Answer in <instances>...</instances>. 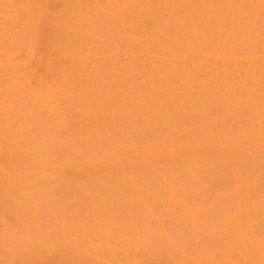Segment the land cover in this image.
<instances>
[{
	"label": "rangeland",
	"instance_id": "374dc122",
	"mask_svg": "<svg viewBox=\"0 0 264 264\" xmlns=\"http://www.w3.org/2000/svg\"><path fill=\"white\" fill-rule=\"evenodd\" d=\"M18 1V2H17ZM37 1V2H36ZM46 1V2H45ZM57 1H59V2H57ZM81 0H79L78 1V3H77V0H74V1H70V0H50L49 2H48V0H39V2H38V0H0V22L2 21L1 20V17L5 14V10L4 9H7L9 6H11L12 4L14 5V9L15 8H17V9H15V11L13 12V13H15V14H17L18 16L21 14V16H19V18H16V20H15V25L16 26H14L13 25V23H9L7 26H5L4 28H2V24H0V62H1V66H2V62H4V61H2V60H6V62L5 63H3V65H6L5 67H0V108H1V111L0 112H2V113H5V114H0V128L1 129H3V128H5L6 129V131L7 132H3V131H0V143L1 144H3V143H5L3 146L0 144V156H4L5 157V159L4 158H2V160L4 159V161L6 162V164H5V162H1L0 161V242L1 243H3L2 245H0V264H9V260H11V264H12V262L16 259V255H19L20 254V252H18L17 253V249L19 248V247H21L20 245L22 244V245H26L25 244V242H34L35 241V239L36 240H38V239H40L41 237H47L48 235H50L49 237H47V238H50V237H58V236H60V234L62 233H66L67 231H65V230H69L70 229V226H75V224H76V219H78V218H75L74 217V214L73 213H78L79 211H77V210H80V209H83V210H80V214L78 213V215L77 216H79V217H81V211L83 212L85 209H86V211H88V212H85V213H89L90 212V214H88L89 216H86L85 215V217H92V216H90L93 212L94 213H96V214H94L93 213V215H95L94 216V218L92 217V219H94V221H97V223L96 222H94L91 218H88V219H83L84 218V216H82L83 218H81L82 219V222L83 221H85V222H87V223H85L84 222V224H87V226L88 225H90L89 227H101V225L102 224H104L103 225V227L106 225V227H109V225L110 226H112L113 224H116V225H114V228H118V227H122V230H127L126 229V224H127V228H128V230H134L133 228H132V226H129V224H130V222H132V217L135 215L136 217H133V219H135L134 221L136 222H134L136 225H138L137 224V221H139V222H141V220L139 219V220H136V219H138L139 217L140 218H143V217H141V215H144V214H148V213H150L151 211L153 212H151L150 214H151V216H152V218L150 219V214H148L147 215V217H145V222L142 220V222L143 223H146V225L149 223V225H150V222L153 224L152 226H154V228L152 229V226L150 227L151 229H150V231H152V230H155V231H153V233H155V232H157V234L158 233H160V231L162 232V229H159V228H164L165 230H163V233L165 232V233H168V234H171L172 235V232L171 231H173V230H175L176 231V233H174L173 235H177L178 237H179V239H181V241H183V242H185V243H187V246L188 247H193V246H195V245H200V244H205V242H206V240L209 238L210 240L209 241H211V238L214 236H216V234L214 235V234H210L211 236V238L210 237H208L206 240L205 239H203L204 238V232L202 231V229H204V228H202V225L201 224H198L199 226H201L200 227V229L198 228L199 226H196L197 224L193 221V219L192 218H189V216L190 217H192V215H193V212H194V210L196 211L197 210V208H198V204L199 205H201V207H202V205L204 204V206H206L205 208L204 207H202L203 209V211H202V213H201V211H199V213L198 214H196L195 212V214L193 215V216H196V215H198L199 217H202L203 215H204V213H207V211L208 212H210V210L212 209V205H214L215 203H217L218 201L220 202L221 200H219L220 198V196L222 195L223 197H222V200L224 201V199H228V198H230L229 196L227 197V192L224 194H222L221 192H223V191H217L218 193H220V196H218L217 195V193H216V190H217V188H219V186H217V185H220V183L218 184V182H222L223 180H221L222 178L221 177H219L218 175H222L223 173H222V169H225V170H223V171H226V172H224V174H223V176L224 175H226V177H227V174H225V173H227L228 171H230V172H232L231 171V169L230 168H233V167H230L229 168V165H230V162L229 161H227V160H230V161H232L230 158H232L231 156H233V158L234 159H238L239 157H238V155H242L243 154V152L244 151H242L241 153H235L234 151H232L231 153L232 154H228L227 155V151H226V149L223 147V146H220L219 147V150H218V146H216V152L218 153H216L213 149L215 148V146L214 145H217V144H215L214 143V145L212 144V142H214V141H212V136H211V133H208L209 131H207V130H205V128H204V126H203V123H202V118H203V116H200L201 117V121L198 119V117L199 116H197V118H196V114H198V115H202V108H203V105H202V103L203 102H200L199 100H203V98L205 97L204 96V94H203V96H202V94H199V93H201V92H204L202 89V91H199L200 90V87L201 86H203V84L201 85V83H202V81H200V76H197V78L199 79V80H196L197 78H195L194 77V73H193V68L194 67H192L191 66V56H190V54H191V52L193 51L194 52V50H189V51H186V52H182L183 54H181V55H183V56H181V55H179V56H181V58L179 59L178 57H176V58H173L174 59V61L175 62H173L172 60H170L169 61V59L171 58L172 59V57L171 56H165V57H163L161 54H159V53H154V54H152V55H154V56H150V55H144V54H141V53H138L137 52V50H136V47H137V45L135 44V43H127L126 44V47H113L114 46V44L115 43H117V42H111L112 40H110V41H108L109 39L108 38H105V37H100L99 39L97 38V41H98V43H96V45L95 46H92L91 47V45H89V42H91V40H88V38L87 37H89L88 36V33H87V28H83V26L85 27L86 26V24H85V20H88V17L90 16V17H92L91 15H93V14H96L97 12L94 10V7H93V3L96 1V0H89V2L91 3L92 2V4H90L89 2H88V0H83V1H85V3L83 2L82 4H79V3H81L80 2ZM4 2V3H3ZM14 2L16 3H18L17 4V7H16V5L14 4ZM40 2H41V4H40ZM9 3H11L10 5H8ZM20 3V4H19ZM38 3V4H37ZM49 3V4H48ZM67 3L68 4H72V5H67ZM75 3H77V5H74ZM53 6H52V5ZM84 4V5H83ZM90 5V6H88V5ZM126 4H127V6H126ZM32 5H34L33 6V9H31V7H32ZM56 7H55V6ZM61 5V6H60ZM62 5H65V6H62ZM67 5V6H66ZM80 5V6H79ZM49 6V7H48ZM72 6H74V7H72ZM28 7H30L29 9H28ZM41 7V8H40ZM81 7V8H80ZM124 7H125V14H126V18H127V20H128V22H130V23H128V26H134V27H137L138 29H140V27H142V28H144V29H140V30H145V29H149L150 27H152V25H151V23L149 22V20L148 21H146V19L145 18H143V19H138V18H136V15L133 13V10H132V7H131V5L129 4V3H125L124 4ZM47 8H49V9H47ZM65 8H66V10H65ZM80 8V9H79ZM86 8V9H85ZM91 8H93L92 10H91ZM130 8V9H129ZM22 9V10H21ZM50 9H52V10H50ZM54 9V10H53ZM56 9V10H55ZM69 9V10H68ZM70 9H72V10H70ZM77 10V12H78V14H79V12H80V14L78 15L77 13H73V11L74 10ZM128 9V10H127ZM32 10V11H31ZM33 10H34V12H33ZM47 10H49V11H47ZM64 10L66 11V13L64 12ZM126 10H127V12L129 11V14H127L126 13ZM132 10V11H131ZM23 11L24 12H27V13H25V14H23L22 15V13H23ZM54 13H53V12ZM81 11H83V12H81ZM95 11V12H94ZM22 12V13H21ZM31 12V13H30ZM50 12H52V13H50ZM69 12V13H68ZM86 12H88V13H86ZM89 12H91V13H89ZM70 13H72V14H70ZM84 13V14H83ZM51 14H52V16H51ZM63 14H64V18L66 19V17L65 16H67V15H70V16H67L68 18L70 17V18H72L73 16H74V20H75V22H73V19H69L70 21H72V22H70L69 20H68V22L66 23L67 25V30H65L64 29V31H65V33L67 34H65L64 36H66L65 38H63L64 39V41L61 43V44H59V45H55V43L53 42V40H54V38L52 37V32H53V27H54V25H55V23L57 22V18H58V20H60L59 22H62V20H61V16H63ZM74 14V15H73ZM87 16H86V15ZM262 14V13H261ZM58 15V16H57ZM130 15V16H129ZM54 16V17H53ZM79 16V18H77ZM82 16V17H81ZM133 16H134V18H133ZM28 17V18H27ZM31 17H33V18H31ZM48 17H49V19H51V20H49V22H48ZM51 17V18H50ZM20 18H23L24 19V22H23V19H20ZM36 18V19H35ZM43 18V19H42ZM56 20H55V19ZM63 18V19H64ZM132 18V19H131ZM30 19H32L31 21H30ZM34 19H35V21H34ZM78 19H79V22H78ZM261 18H259V21L261 22V20H260ZM20 20V21H19ZM44 20H45V22H47V23H43L44 22ZM47 20V21H46ZM137 21V23H136V21ZM51 21V22H50ZM56 21V22H55ZM64 21V20H63ZM83 21V22H82ZM139 21H140V23H139ZM20 24H19V23ZM66 22V21H65ZM64 22V23H65ZM149 24H148V23ZM77 23V24H76ZM133 23V24H132ZM18 24V25H17ZM32 24V25H31ZM44 24V25H43ZM50 24V25H49ZM70 24V25H69ZM80 24V25H79ZM136 26H135V25ZM149 26H148V25ZM260 23H258V25H259ZM29 25V26H28ZM80 27H79V26ZM140 25V26H139ZM11 26V27H10ZM14 26V27H13ZM24 26V27H23ZM26 26H27V28H26ZM40 26V27H39ZM148 26V27H147ZM20 27V28H19ZM39 27V28H38ZM70 27V28H69ZM74 27H75V29H74ZM147 27V28H146ZM258 27L259 26H255V28H254V26L252 27L253 28V30L251 29V26H249V28L247 29L248 31V35L247 36H250L251 38H252V41H254V39L256 40L257 38H256V36H258ZM19 28V29H18ZM49 29V30H48ZM257 29V30H256ZM250 30V31H249ZM46 31V32H45ZM69 31H72V32H70L69 33ZM75 31V32H74ZM77 31V32H76ZM28 33V34H27ZM49 33H50V35H49ZM73 33V34H72ZM252 34V35H251ZM49 35V36H48ZM77 35V36H76ZM79 35H83V36H80V37H78ZM49 37V38H48ZM73 37H74V39H73ZM84 37V38H83ZM86 37V38H85ZM44 38H46V39H44ZM53 38V39H52ZM68 39H70V40H68ZM76 39H77V41H76ZM83 39H85L87 42H88V47H87V45H86V47L85 46H82L83 44L82 43H79V42H82L83 41ZM72 40H74V41H76V42H78V45H77V43L76 42H74V41H72ZM85 40L83 41V43L85 42ZM105 40L106 41H108V43L110 42L112 45V47H111V49H108V45L109 44H106V43H104L105 42ZM70 41V42H69ZM52 42L54 43V44H52ZM73 42V43H72ZM100 43H102V44H100ZM13 44H15V45H13ZM31 44V45H30ZM45 44H47L46 46H45ZM48 44H49V46H48ZM102 45L103 47H104V50H106L105 52H104V50H103V47H102V49H100V47L98 46V45ZM105 44V45H104ZM248 44V43H247ZM54 45V46H53ZM78 47H77V46ZM117 45V44H116ZM115 45V46H116ZM134 45H136V47L134 46ZM77 48V50H76V48ZM48 47H49V49L51 50L53 47V51L51 50H48ZM52 47V48H51ZM56 47V48H55ZM62 49H61V48ZM90 47V49H88ZM93 47H95L93 50L94 51H92V48ZM98 47V48H97ZM132 49H131V48ZM244 48H245V45L243 46ZM242 47V48H243ZM42 48V49H41ZM44 48H45V50H44ZM57 48H59V50L57 49ZM73 48H75V49H73ZM83 48V49H82ZM87 48V49H86ZM110 48V47H109ZM133 48H134V52L132 51L133 50ZM138 48V47H137ZM88 50V51H84L83 52V50ZM116 49V50H115ZM118 49H119V51H118ZM226 49L227 48H223L222 49V51H220V50H218V51H216V52H214V54H213V52H211L210 54V56H207L208 57V59L210 60H212V61H215V60H217L218 62H225V60L227 59V58H229V59H233L234 61H228L229 59H227V61L225 62V63H227V64H229V63H232V65L231 66H233L234 67V63H236L237 62V60H236V58L237 59H240V60H245L244 62H246V64L247 65H252V63H253V60H255L256 58H257V56H255L254 58H252V57H250V56H248V55H246L247 57H245V55H239V54H236V55H234L233 54V52H231L230 51V49H227V51H226ZM33 50V52H29V51H32ZM61 50V51H60ZM65 51V52H68V53H65V52H63V51ZM73 50V54L72 53H70V51H72ZM99 50V51H98ZM109 50V51H108ZM136 50V51H135ZM50 51V52H49ZM55 51H60L59 53L58 52H56V53H58V54H56V53H54ZM108 51V52H107ZM121 51V52H120ZM195 51H196V49H195ZM223 51H225V52H223ZM8 52V53H7ZM9 52H11L10 54H9ZM51 52H53L55 55H57V58L59 59L58 60V64H61V65H57V59L55 60L54 59V63L53 64H51V65H47L46 66V63H45V61H42V60H40L41 58L44 60V56L46 55V53H51ZM107 52V53H106ZM110 52V53H109ZM115 52V53H114ZM221 52V53H220ZM5 53V54H4ZM33 53V54H32ZM72 54V55H70V54ZM89 53H91L90 54V58L89 57H87L88 55H89ZM117 53V54H116ZM119 53V54H118ZM127 54L128 56H129V54H131V55H134V57L133 56H130V57H128L127 55H122V54ZM129 53V54H128ZM227 53H229V54H227ZM11 54H12V57H11ZM13 54H15L14 55V57L17 59H15V61H14V58H13ZM45 54V55H44ZM67 55L68 54V56L70 57V56H73V57H70V58H74L73 60H70V58H69V60L68 61H66V62H68V64L66 63V62H64L66 59H64V58H68V56H65V55ZM78 54V55H77ZM84 54V55H83ZM85 54H87V55H85ZM93 54L94 55H96V57L95 56H93ZM189 54V55H188ZM225 54V55H224ZM4 55V56H3ZM5 55L7 56V57H11L10 59L12 60V61H14V62H12L10 59H9V61L8 62H10V64H12L13 66H8V62H7V60H8V58L7 57H5ZM9 55V56H8ZM33 55V56H32ZM44 55V56H43ZM54 55V58H56V56ZM64 55V57L62 58V56ZM82 55V56H81ZM116 55H117V57H116ZM118 55H119V57H118ZM122 55V57H120ZM138 55V57L140 58V60H139V58H137L136 56ZM139 55H141V56H139ZM143 55V56H142ZM185 55V56H184ZM209 55V54H208ZM215 55V56H214ZM219 55V56H218ZM238 55V56H237ZM2 56V57H1ZM76 56H78L77 58H76ZM84 56V57H83ZM86 56V57H85ZM110 56V58H108L107 59V57H109ZM111 56H113V57H111ZM125 56V57H124ZM154 57L153 59H155V60H152L150 57ZM213 56V57H212ZM240 56H242V57H240ZM60 57V58H59ZM104 58V59H101V58ZM136 57V58H135ZM142 57V58H141ZM145 57V58H144ZM155 57H157V60H159L160 58H161V62H156L157 60H156V58ZM184 57V58H183ZM216 57V58H215ZM218 57H220V61L218 60L219 58ZM243 57H245V58H243ZM248 57H250V59L248 58ZM27 58V59H26ZM75 58L78 60V61H76L75 60ZM83 58H85V61H84V59ZM89 58V60H87V59ZM114 58H116L115 60H114ZM117 58H120V59H117ZM121 58L123 59V60H121ZM145 60H144V59ZM164 58V59H163ZM169 58V59H168ZM189 60V61H186L187 59ZM213 58V59H212ZM223 58V59H222ZM225 58V59H224ZM235 58V59H234ZM252 58V59H251ZM62 59V60H61ZM64 59V60H63ZM97 59H99V60H97ZM105 59H107V62H106V60ZM136 59H138V61L136 60ZM147 59H150V60H147ZM176 59V60H175ZM179 59V63L177 62V60ZM184 59V60H183ZM186 59V60H185ZM95 60V61H94ZM115 61V62H113V61ZM119 60V61H118ZM142 60L144 61V62H142ZM147 60V61H146ZM183 62H182V61ZM236 60V61H235ZM248 60H250V62L252 61V63H250ZM21 61H26V62H28V65H26L27 63L26 62H21ZM56 61V62H55ZM62 61V62H61ZM102 63H101V62ZM103 61H104V63H103ZM135 61H137L136 63H134ZM166 61H168V63L166 62ZM184 61H186L185 63H184ZM18 62H20V64L18 65V66H20V70L18 69L19 67L17 66V63ZM34 62V63H33ZM38 62V63H37ZM44 62V63H43ZM90 62H91V64H90ZM93 62V63H92ZM117 62V63H116ZM140 62V63H139ZM149 64H148V63ZM151 62V63H150ZM156 62V63H155ZM170 62V63H169ZM14 63V64H13ZM34 65H33V64ZM40 63H41V65H43L42 67L44 68L45 67V71L44 70H42V67H41V65H40ZM56 63V64H55ZM81 63H82V65H81ZM120 63V64H119ZM184 63V64H183ZM9 64V65H10ZM16 64V65H15ZM23 65V67H22V65ZM81 66H80V65ZM88 64V65H87ZM93 64V65H92ZM106 65V66H109L108 68L106 67V68H104L103 66H101V70H100V68H98V65ZM108 64V65H107ZM116 64V65H115ZM122 64V65H121ZM123 64H125V65H123ZM132 64V65H131ZM134 64L137 66H135V70H134V68H133V66H134ZM139 64V65H138ZM141 64V65H140ZM146 64V65H145ZM169 64V65H168ZM182 64V65H181ZM24 65H26V66H24ZM55 65H57L56 67H55ZM74 65V66H73ZM78 65V66H77ZM87 65V66H86ZM90 65V66H89ZM95 65H97V66H95ZM100 65H99V67H100ZM147 65H149V66H147ZM171 65V66H170ZM250 65V66H251ZM54 66V67H53ZM64 67V69L62 68V67ZM91 67L90 68V70H86L87 69V67ZM114 66H115V68L116 69H114ZM117 66H118V68H117ZM140 66V67H139ZM145 66V67H144ZM152 66V67H151ZM176 66H179V67H176ZM182 66V67H181ZM187 67V69H186V67ZM6 67H10L12 70L14 69L15 71V75H16V73H17V75L15 76V77H13L12 75H14L13 74V72L12 73H6V71L5 72H3L2 70H7V68ZM25 67H26V69H25ZM59 67H61V68H59ZM75 67H77V68H75ZM83 69H82V68ZM89 67H88V69H89ZM99 69H97V68ZM102 67H103V69H102ZM112 67V68H111ZM126 67V68H125ZM131 67V68H130ZM141 67H143V68H141ZM150 69H153V70H151L150 72H149V68ZM173 69V70H175L174 68H176V70L175 71H177L180 67L182 68V69H179V72L177 71V72H173V73H175V74H173L172 72V75L170 76V74L171 73H168V72H170L171 71V68ZM16 68H17V70H16ZM50 68H53V69H50ZM79 68V69H78ZM95 70H94V69ZM124 70H123V69ZM133 68V69H132ZM140 68L141 69H143V71H141L140 70ZM156 69V71H155V69ZM169 68V69H168ZM190 68V69H189ZM191 68H192V70H191ZM58 69V70H57ZM76 69V70H75ZM118 69V70H117ZM127 69V70H126ZM163 69L167 72H164L163 71ZM184 69V70H183ZM57 70V71H56ZM63 70V71H62ZM78 70L79 71H82V74H79V73H81V72H78ZM108 70V71H107ZM187 70H188V72H187ZM10 71V70H9ZM44 71V72H43ZM77 71V72H76ZM87 71H91V72H87ZM113 71H115V72H113ZM141 71V72H140ZM153 71H154V73L156 72L157 73V75L155 76V74L153 73ZM162 71V72H161ZM191 71V72H190ZM84 72V73H83ZM94 74H93V73ZM104 72L106 73H108V75L106 74V75H104ZM113 72V73H112ZM130 72V73H129ZM134 72H135V74H134ZM162 74H161V73ZM53 73L55 74V75H53ZM59 73V74H58ZM67 73V74H66ZM76 73V74H75ZM89 73V74H88ZM91 73V74H90ZM99 73V74H98ZM137 73H139V74H137ZM143 73V74H142ZM144 73H146L148 76H150L149 74L151 73V75H153L154 74V81H153V76L151 77H148L147 78V76H144ZM178 73H182L181 74V76L183 77V75L185 76V77H183L184 78V81L186 80V82H188V80H189V82H190V80L192 81V86H190L191 85V82L189 83V85H188V83H186V82H183L182 80H181V76L178 74ZM184 73V74H183ZM188 75H187V74ZM191 73H192V75H191ZM5 74L8 76H5ZM12 74V75H11ZM22 74H24V75H26V77L24 76H22ZM61 74H63L62 76H61ZM85 74H87L86 76H85ZM110 74V75H109ZM121 74L123 75V77L121 76ZM145 74V75H146ZM160 74V75H159ZM167 76H165V75ZM169 75V77H168V75ZM177 74L179 75V77L177 76ZM59 77H58V76ZM68 75V76H67ZM84 75V76H83ZM91 75V76H90ZM93 75H95V76H93ZM125 75V76H124ZM135 75H138L139 76V78H140V75H142V76H144L145 78H144V81H143V79L141 80H139V79H137V77L135 76ZM159 75V76H158ZM3 78H2V77ZM9 76H11V77H9ZM57 76V77H56ZM67 76V77H66ZM89 76V77H88ZM106 76H110V78L109 77H106ZM126 76L128 77V78H126ZM130 76V77H129ZM141 76V78H143ZM164 76H165V78L167 79V78H171V77H174L175 78V80L173 79V78H171V81H170V83L168 84L172 89L170 90V88H169V86L168 87H166V85L167 84H165L166 82H168L169 80H165L164 79ZM176 76V77H175ZM187 76H190V78L188 77V78H186ZM37 77H39V79H37ZM92 77V78H91ZM94 77H95V79H94ZM116 77V78H115ZM131 77H133V78H131ZM158 78L157 79V81H156V79L155 78ZM159 77H161V78H159ZM192 77H194L193 79H192ZM10 78V80H8ZM14 78V79H13ZM17 78V79H16ZM54 78V79H53ZM56 78H58V79H56ZM68 78V79H67ZM113 79V80H111V81H109L110 79ZM130 78V79H129ZM146 78H147V80L149 79V82H147L146 81ZM150 78H151V80H152V82L150 81ZM165 80H163V79ZM178 78H180V81H182V82H180L179 80V82L180 83H178V81H177V79ZM5 81H4V80ZM22 79V80H21ZM24 79V80H23ZM39 81L40 80V82H38L37 80ZM41 79L44 81V82H47L50 86H51V84H52V86L50 87L49 85V88L48 87H46V86H44V89H47V90H50L51 89V91H52V93L56 96L54 99H56L57 98V96H59L58 94H60L61 96L62 95H64V96H60V98L58 99L60 102H61V104H58L59 102H57V100H56V103H54L55 105H58L57 107H59V106H61V108L59 109V111H62L61 109H63V107L64 108H66V109H63V111L65 110V112H63V113H67V111H68V113L67 114H63L62 112H57V107H55V108H53V109H51V111H53L54 112V114H53V112H51V111H49L50 110V108H47L48 107V105H47V107H45L44 105H42V98L40 97L39 98V93L40 92H42V91H44V89L42 88V89H40V86L38 85V84H40L41 83ZM53 79V80H52ZM67 79V81H65ZM76 79H78V80H76ZM91 81H90V80ZM99 79H101L102 81H104V83L101 81V84L104 86V84L106 83L107 84V86H106V84H105V86L108 88V90H107V92H106V88H105V86L103 87V89H102V87H101V85L100 84H98L99 82ZM106 79H107V81H106ZM123 79V80H122ZM172 79H173V83H172ZM13 80V81H12ZM16 80H19V84L16 82ZM22 81V83L24 84H22V85H20V82ZM52 80V82H49V81H51ZM56 80V81H55ZM57 80H59L58 82H57ZM86 80H89V81H86ZM96 80H98V81H96ZM122 81L123 82V84L121 83V82H117V81ZM126 80H128L129 82L131 81V83L129 84V82L127 81V84H125V82H126ZM161 80H163V81H161ZM194 80V81H193ZM24 81V82H23ZM36 81V82H35ZM94 81H96L97 83H95ZM116 81V82H115ZM136 81V82H135ZM156 81V82H155ZM158 81H161V82H159L158 83V85H157V82ZM198 81H200L199 83H198ZM13 82H15V83H17V84H15V83H13ZM44 82H42L41 84H43ZM68 82V83H67ZM76 82V83H75ZM90 82V83H89ZM114 82H115V84H114ZM140 82V83H139ZM143 82V83H142ZM174 82H177V85L174 83ZM27 83V84H26ZM46 83V84H47ZM55 83V84H54ZM57 83H60V84H57ZM67 83V84H66ZM69 83H75V85H73V84H69ZM80 83V85H78V84ZM95 83V84H94ZM111 83V84H110ZM114 85H113V84ZM135 83H138L137 84V86H136V84ZM146 83V84H145ZM163 83V85H161V87L162 86H164L165 85V87L166 88H169V89H167L168 91H166V89L165 88H163V90H165V91H163L162 90V88H160V86H159V84H162ZM182 83V85H184V87H180L179 88V85ZM40 84V85H41ZM45 84V83H44ZM43 84V85H44ZM45 84V85H46ZM61 84H63V86H61ZM77 84V85H76ZM81 84H82V86H81ZM117 84V85H116ZM121 84V85H120ZM133 84V86H130V85H132ZM142 84H144L145 86L146 85H148L147 87H148V90H150V92H151V89H152V93L153 94H155L156 93V91H157V94H163V96L162 97H160V96H154L152 93H148V90L146 89V87L144 86V85H142ZM171 84V85H170ZM179 84V85H178ZM188 86H190V87H192L190 90H189V87L187 88V85ZM198 84H200V85H198ZM73 85V86H72ZM100 85V86H99ZM172 85H175V86H172ZM234 85H235V83H234ZM234 85H233V87H234ZM238 85L239 84H236L235 85V87H234V91H235V88H236V86L238 87ZM42 86V85H41ZM54 86H56V89H55V87ZM60 86V87H59ZM76 86V87H75ZM77 86H78V88H77ZM81 86V87H80ZM84 86V87H83ZM91 88H90V87ZM136 86V87H135ZM143 88H145V89H143ZM152 86V87H151ZM179 89H181V90H183V92H184V90H185V92L184 93H182L181 94V92L180 91H176L178 88ZM52 87H54V88H52ZM99 87V88H98ZM119 87V88H118ZM124 87V88H123ZM128 87V88H127ZM130 87V88H129ZM131 87H133V88H131ZM139 89H138V88ZM141 87V88H140ZM174 87V88H173ZM176 87V88H175ZM196 87V88H195ZM240 87V86H239ZM238 87V88H239ZM57 88H61L59 91H58V89ZM72 88H74L73 90H72ZM75 88H76V92L74 91L75 90ZM85 88H86V91H85ZM95 88V89H94ZM97 88H98V90H97ZM111 88H114V89H111ZM120 88H122L121 90H119ZM137 88V89H136ZM154 88V89H153ZM199 88V89H198ZM201 88H203V87H201ZM221 88V87H220ZM220 88H217L216 90H215V92H216V94H219V93H217V91L220 89ZM262 88V87H261ZM261 88H259V90H258V92H257V96H256V102H254L255 101V99L254 100H252V99H249V98H247V97H244V96H242V95H239L240 97H237L235 94H237L239 91L238 90H240V88L239 89H237V91H235V92H237V93H235V94H233V96H232V98H231V100H229L228 99V97L227 96H225L224 95V93H223V95L225 96V97H223L222 96V94H219L218 96H216V98L214 97V95H212L214 92H211V91H209L208 92V96L206 95V97L205 98H207L206 99V102H207V100L209 101V103L211 102V107L213 106L212 104H214V106H213V108L212 109H214L213 111H222V113L224 114V116H225V118L227 119H225L224 118V116H223V114L222 113H220L222 116H223V127H225V134H226V136H227V138H229V140H234L236 137H237V134H239V132L240 133H242V130L243 131H245V130H247L246 128V124H247V120H252V124L250 123V122H248V125H250V126H248V129L250 128V127H252V126H254V125H256V122L254 123L253 121H256L255 119L257 118V125L259 124L260 125V123L261 124H263V121H264V108H262V107H264V97L261 99V101H260V97L258 96L259 95V91L261 90ZM81 89H83V90H81ZM88 89V90H87ZM90 89V90H89ZM105 89V90H104ZM115 89H116V91H118V92H116L115 91ZM118 89V90H117ZM126 89V90H125ZM127 89H132V91L131 90H127ZM156 89H158L159 91H161V93L158 91V90H156ZM161 89V90H160ZM197 89H198V91H197ZM225 89V88H224ZM38 90H40L39 91V93H37L38 92ZM55 90V91H54ZM57 90V91H56ZM70 90H72V91H70ZM80 90V91H79ZM105 92H104V91ZM139 90V91H138ZM141 90H144L143 91V93H142V91ZM172 90H175L176 91V93H174L175 91H172ZM191 91L192 90V95L191 96H194V102L192 101H190V98L191 97H188L187 95L188 94H191V92H189V91ZM195 92H198V94L197 93H195ZM63 92V94L62 93H59V92ZM69 91V92H68ZM79 93H78V92ZM91 91V92H90ZM101 91V92H100ZM102 91L104 92V93H102ZM120 91H124V92H121V93H119ZM128 91V92H127ZM129 91H131V92H129ZM141 91V92H140ZM172 91V92H171ZM221 91V90H220ZM262 92H264V89L262 88V90H261ZM35 92L37 93L36 95H38V97L36 98L35 96ZM83 92V93H82ZM114 92H116V93H114ZM136 92V93H135ZM137 92H140V93H137ZM146 92H147V94H146ZM155 92V93H154ZM159 92V93H158ZM163 92H167V93H169V95H170V97L172 98V96L174 97V95H171V93H173V94H176L175 95V97L174 98H179V99H177L180 103V106H182V111H180L178 114H180V115H178L174 110V112H173V115H175V119L170 115V113H168V116L167 115H164V113L166 114V112H165V110H168V108L166 109H164V113H163V109H161L162 111H159V106L160 105H162V103L163 102H165L163 99L164 98H168L169 96H168V94H166V97H164V94L165 93H163ZM222 92H223V90H222ZM34 93V94H33ZM65 93V94H64ZM97 93V94H96ZM105 93H107V94H105ZM129 93V94H128ZM134 93H135V95H134ZM179 93V94H178ZM57 94V95H56ZM67 94V95H66ZM84 94H86L87 95V97H86V95L83 97H81L80 95H84ZM93 94V95H92ZM109 94V95H108ZM113 94V95H112ZM123 95L124 97H125V95H126V99L128 100V99H130L131 100V102L129 103V105L131 104V105H134L135 104V106H136V101L137 100H134V99H136V97L135 96H137V99L138 98H140V96H141V100H139L138 102H137V107H139L140 108V104L139 103H141L142 105H141V108L138 110H136V108L135 109H133L134 107L132 106H130V108H129V106H128V102L126 103L127 105H125L128 109H126V108H123L122 106L120 107V105H121V103L122 102H118L117 101V97L118 98H120V99H122V100H124L125 98L123 97V96H119V95ZM125 94V95H124ZM130 94H133V96L131 95L130 96ZM138 94V95H137ZM157 94H155V95H157ZM161 94V95H162ZM196 94V95H195ZM215 94V93H214ZM261 94L262 93H260V96H261ZM27 95V96H26ZM29 95H31V96H29ZM73 95H75L74 97H73ZM79 95V96H78ZM102 95H104V96H102ZM108 95V96H107ZM140 95V96H139ZM145 95V96H144ZM151 95V96H150ZM198 95H200L202 98L200 99V96L199 97H197ZM210 95H212V98H211V96ZM24 96V97H23ZM77 96L79 97V98H77ZM107 96V97H106ZM153 96H154V98H153ZM209 96H210V98H209ZM262 96H264V93L262 94ZM27 99H26V98ZM67 97H68V100H67ZM74 98L73 100L72 99H70V98ZM104 97V98H103ZM133 97V98H132ZM148 97V98H147ZM152 97V99L154 100H152V99H150V98ZM161 99V103H160V105L158 106V104H159V102H160V99ZM164 97V98H163ZM169 97V98H170ZM183 97H184V99H183ZM219 97V98H218ZM221 97V98H220ZM257 97H258V100H257ZM62 98H63V100H65V101H63L62 100ZM65 98V99H64ZM91 98V99H90ZM92 98H93V100H92ZM143 98H147L145 101H144V99ZM186 98H188L189 100H188V102H191V103H188L187 102V100H186ZM196 98H199V100H197ZM209 98V99H208ZM226 98V99H225ZM37 100V101H35V100ZM79 99H80V102L81 103H79ZM83 99L85 100V103H83L82 101H83ZM89 99V100H88ZM108 99V100H107ZM110 99H112V100H110ZM125 99V100H126ZM132 99L135 101V103H134V101L132 102ZM150 99V100H149ZM159 100V101H157V100ZM165 99V100H166ZM192 100H193V97L191 98ZM40 100V101H39ZM70 100H72V101H74V102H70ZM104 100V101H103ZM124 100V101H125ZM143 100V101H142ZM149 100V101H148ZM168 100V99H167ZM170 100H172V99H170ZM169 100V102H167L168 103V105H166V107H171L172 109H173V106H171V105H169V103H171V101ZM185 102H184V101ZM220 100H221V103H222V105L221 104H219V107H220V105H221V107L222 108H224V110L220 107V110H219V107H218V103H220ZM225 100V101H224ZM233 100H234V102H233ZM5 103H4V102ZM29 101H31V102H29ZM90 101V102H89ZM92 101V102H91ZM109 101V102H108ZM129 101V100H128ZM146 101H148V103L150 104V101H153L152 103H155V104H152L151 103V105H152V108H153V113L151 112L152 110V108L150 107L151 105H147L145 102ZM158 102V104H157V102ZM183 101V102H182ZM201 103V105H200V103ZM224 101V102H223ZM231 101V102H230ZM238 101L239 102H241L240 104L238 103ZM40 102H41V104H40ZM104 102V103H103ZM144 102V103H143ZM188 103V104H184V103ZM217 103V105L215 106V103ZM233 102V103H232ZM249 102V103H248ZM65 103V104H64ZM69 103H72V104H69ZM76 103H79V105L78 104H76ZM87 103V104H86ZM98 103H99V105H102V106H99V107H97L98 106ZM102 103V104H101ZM108 103H110L109 104V106H110V108H109V106L107 105ZM113 103V104H112ZM134 103V104H133ZM166 103V104H167ZM181 103H183L182 105H181ZM193 103V104H192ZM208 103V104H209ZM244 103H245V105H244ZM253 103H254V105H253ZM260 103V104H259ZM3 104H4V107L6 108H4L3 107ZM33 104H35V105H33ZM40 104V105H39ZM46 104V103H45ZM63 104V105H62ZM81 104V105H80ZM116 104V105H115ZM119 104V105H118ZM144 104V105H143ZM230 106H229V105ZM259 104V105H258ZM263 104V105H262ZM42 105V106H41ZM73 105V107H74V109L77 107L78 109H75L74 110V112H72L73 111V108H70L69 106H72ZM75 105H78V106H75ZM91 105V106H90ZM106 105V106H105ZM113 105H115V106H113ZM147 105V106H146ZM154 105V106H153ZM164 105V104H163ZM186 105H189V108L187 109V106ZM194 105V106H193ZM235 105H236V107L238 108V110L236 109V108H234L235 107ZM239 105V106H238ZM243 105V106H242ZM252 105V106H251ZM258 105V106H257ZM33 106V107H32ZM66 106V107H65ZM68 106V107H67ZM83 106V107H82ZM108 106V107H107ZM113 106V107H112ZM144 106V107H143ZM146 106V107H145ZM251 106V107H250ZM254 106V107H253ZM3 107V108H2ZM26 107V108H25ZM103 107V108H102ZM105 107V108H104ZM111 107H112V109H111ZM115 107V108H114ZM150 108V110L151 111H148L149 110V108ZM160 107H162V106H160ZM164 107V106H163ZM192 107H194L192 110H194V109H196V111L194 112H192V110H190ZM215 107V108H214ZM217 107V108H216ZM234 108V110H233V108ZM241 107V108H240ZM243 107V108H242ZM257 107H259V108H257ZM262 109H261V108ZM7 108H8V110H7ZM37 108V109H36ZM45 108V109H44ZM99 108V110H97ZM102 108V109H101ZM107 108H108V111H107ZM119 108H122V109H119ZM144 108H148V109H144ZM198 108V109H197ZM229 108V109H228ZM254 108V109H253ZM2 109H5V110H2ZM46 111V109H47V111L46 112H44V110ZM56 109V110H55ZM68 109V110H67ZM101 109V110H100ZM117 109V111H115ZM120 111H119V110ZM123 109H124V111H123ZM126 109V110H125ZM133 109V110H132ZM147 110L149 113H143V111L144 110ZM216 109V110H215ZM235 109H236V111H235ZM258 109H261V110H258ZM7 110V111H6ZM9 110H10V112H11V114H7V112L9 113ZM67 110V111H66ZM85 110L87 111V114H90L89 116V118H88V116H87V114H84L85 113ZM110 110V111H109ZM135 110V111H134ZM143 110V111H142ZM154 110L155 111H158V112H160V113H162L161 114V118H162V116H165V118L163 117L162 119H164V122H163V120H161L159 117H158V119H157V117L155 116L154 117ZM198 110H200L199 112H198ZM6 111V112H5ZM48 111H49V113H48ZM77 111V112H76ZM102 111V112H101ZM107 113H106V112ZM111 111H114V112H116V113H114V112H111ZM137 111H138V113L140 112L141 114H137V115H132V114H136L137 113ZM172 111V110H171ZM170 111V112H171ZM178 111V110H177ZM185 111L186 112H188V113H185ZM220 111V112H221ZM235 111V112H234ZM252 111V112H251ZM259 111V112H258ZM24 112H25V114H24ZM33 112H34V114H33ZM69 112H72V114H70ZM80 112H82L81 113V115L80 114H77L78 116H84V118H85V115H86V118H87V120L86 119H82V120H84V121H79V119L78 118H82V117H78L77 118V115H76V117H74V115L73 114H75V113H80ZM91 112V113H90ZM96 112V113H95ZM110 112V113H109ZM130 112V115L131 116H129L128 117V113ZM132 112H134V113H132ZM168 112V111H167ZM192 112V113H191ZM256 113L255 114V116H257V117H253V118H251L252 117V114H253V116H254V113ZM263 112V113H262ZM20 113H21V115H20ZM31 113V114H30ZM58 113V114H57ZM232 113V114H231ZM241 113V114H240ZM243 113V114H242ZM248 113H252L251 115L250 114H248ZM7 114V115H6ZM16 114V115H15ZM30 114V116H28ZM66 115L64 118H65V120L64 119H62L63 120V127H62V125H59L58 124V119L59 118H63V116L62 117H60V116H58V115ZM109 114V115H108ZM111 114H113V115H111ZM119 114V115H118ZM142 114L144 115V117H146L147 116V118H141L140 116H142ZM147 114H149V116L147 115ZM158 114V116L160 115L159 113H157ZM156 114V115H157ZM182 114H184V116L185 115H187V116H185V117H183V119H178V117L179 118H181V115ZM229 114H231V115H229ZM259 114H261L260 116H258ZM55 117H54V116ZM105 117H104V116ZM123 115V116H122ZM138 115H140V116H138ZM146 115V116H145ZM175 120V121H177V119L178 120H180V123L182 122V124H183V126H182V124H181V128H179L178 126L180 125V124H178L179 122H176L175 123V121L171 118V121H169L170 120V116ZM176 115H178L177 117H176ZM192 116L193 115V118L194 119H192V121H194L195 119V121L194 122H196V121H198L199 123H196V124H194V123H192L191 122V120L189 121V122H186L185 123V121H187L188 119H191V117L190 116ZM242 115V116H241ZM249 115V116H248ZM18 118H17V117ZM51 116H52V118H51ZM58 118H57V117ZM101 116H103L102 118H103V120L100 118ZM109 116H111V117H113L112 118V121L114 122H112L111 121V119H110V117ZM137 116L138 118H136L135 119V117ZM166 116L168 117V118H166ZM227 116H229V117H227ZM232 116H233V118H232ZM236 116V117H235ZM243 116H245V117H247V118H244ZM10 117V118H9ZM31 117L33 118V119H31ZM122 118V119H120V120H118L119 118ZM128 117V118H127ZM132 117V118H131ZM150 117V118H149ZM230 117L232 118V120L230 119ZM238 117H240L239 119H237ZM242 117V118H241ZM57 118V119H56ZM67 118V119H66ZM149 118V119H148ZM235 118H236V120H235ZM20 119V120H19ZM115 119H116V121H115ZM124 119H125V122H124ZM130 119V120H129ZM131 119H132V121H131ZM142 119V120H141ZM148 119V120H147ZM159 119L163 122H159ZM167 119V121H165ZM169 119V120H168ZM234 119V120H233ZM32 120H35V121H32ZM49 120H54L53 122H50ZM58 120V121H57ZM77 120H78V125H77ZM109 121V124H111V125H109L108 124V121ZM135 120H136V122H135ZM143 120H144V122L145 121H147L146 123H147V125H148V127L144 124V123H142L143 122ZM227 121V126H229V124H231V122H232V126L230 127H228L227 128V126L225 125V123H226V121ZM231 120V121H230ZM241 123V125H240V128L242 127V129H239V126H238V121ZM241 120H243V122L241 121ZM244 120H246L247 122H246V124H245V122H244ZM259 120V121H258ZM48 121V122H47ZM101 121V122H100ZM105 121V123H107V124H104L103 122ZM119 121V122H118ZM121 121V122H120ZM129 121V122H128ZM150 121H151V123H150ZM153 121L156 123H153ZM169 121V122H168ZM174 121V122H173ZM228 121H229V123H228ZM237 121V122H236ZM68 122V123H67ZM81 122V123H80ZM84 122V123H83ZM111 122V123H110ZM115 122H116V124H115ZM135 122V123H134ZM139 124H138V123ZM159 122V123H158ZM170 122L171 123H174L175 124V126L176 127H174V125L173 124H171V125H173V126H171L170 125ZM32 123H33V126H31L32 125ZM55 123H57V124H55ZM64 123L66 124L65 126H64ZM85 123H87V125H82V124H85ZM89 123L91 124L90 125V127L92 128V125H96V126H94V127H97V128H94V129H96V130H94V129H92L93 131H95V133L97 134V135H95V133L93 134L92 132V130H91V128L89 127ZM114 125H113V124ZM118 123H119V125L120 126H122L123 127V129H122V127H116L117 125H118ZM133 123V124H132ZM160 123L161 124H164V123H166V124H168L169 123V125H168V127L170 128H167L166 126V129H168V130H170V132H172V133H167L168 135L167 136H169L170 134L172 135L173 133H174V135H172V136H170V137H166V135H165V137L163 136H161V134L159 133V131H163V130H166L165 129V127H164V129L162 128L163 127V125H160ZM190 124V125H193V126H188V125H186V124ZM239 123V124H240ZM245 124L244 125V127H243V124ZM250 123V124H249ZM3 124V125H2ZM62 124V123H61ZM81 124V125H80ZM102 124H103V126L105 125V129H106V131H104L103 130V127L102 128H100V125L102 126ZM127 125V124H130L134 129H132L129 125H127V126H125V125ZM134 124H138V125H140L141 126V128L140 127H137L136 126V128H137V130H135V126H134ZM143 124H144V126H143ZM154 124V125H153ZM198 124V125H197ZM234 124V125H233ZM76 125V127H78V128H76V129H74V126ZM124 125V126H123ZM161 126V128L163 129H159V131H158V127L157 126ZM184 125H186V127L187 128H184V131L183 130H181L183 127H184ZM197 125V126H196ZM199 125H201V128H199L198 126ZM3 126V127H2ZM49 126V127H48ZM54 127V132H52L51 131V128L53 129V127ZM85 126V127H84ZM88 126V127H87ZM112 126V127H111ZM114 126H115V128H114ZM129 126V127H128ZM146 126V127H145ZM152 126H153V128L155 129L156 128V130H157V132L159 133H157L156 132V130H154L153 128H152ZM26 127H27V129H26ZM48 127V128H47ZM60 128V129H63V130H61V131H56L57 129L56 128ZM80 127V128H79ZM143 127H145V128H143ZM155 131H153V130H151V128ZM174 129H176V128H179V129H176V130H174ZM234 127H237L236 129H233ZM73 128V129H72ZM83 128H85L84 129V131L86 130L87 132H88V129H90L91 130V133L93 134H91V133H87L86 131L83 133V132H81V130H83ZM111 128H114V131L112 132V130H111ZM120 129V132L118 133V131L117 130H119ZM126 128H128V129H130V130H128V129H126ZM144 129V131H142V132H140L141 130H143ZM146 128H149L150 129V131L148 130V129H146ZM189 128V129H188ZM196 128H198L197 129V131H199L200 130V133L201 134H198V132H196V130H194V129H196ZM217 128H221V127H217ZM230 128L231 129H233L232 131L230 130ZM10 129V130H9ZM42 129H43V132L45 131V133L43 134V132H42ZM44 129H46V130H44ZM48 129H50V130H48ZM60 129H58V130H60ZM101 129V130H100ZM124 129L126 130V132H124ZM141 129V130H140ZM185 129H188V130H185ZM203 129L207 132H205V134H204V131H203ZM238 129V130H237ZM14 132V133H9V132H12V131ZM38 130H39V132H38ZM69 130H72L73 131V133H72V131H69ZM97 130H100V131H97ZM145 130H146V134L147 135H145ZM148 130V131H147ZM181 130V131H180ZM214 130H216V132L215 131H213V132H215V137L217 136L216 134L218 133V131L219 130H217L216 128L214 129ZM228 130V131H227ZM234 130H237L238 132H236V131H234ZM241 130V131H240ZM9 131V132H8ZM36 131V132H35ZM49 131H51V132H49ZM77 131V132H76ZM79 131V132H78ZM112 133H111V132ZM133 131V132H132ZM134 131H135V134L137 135V136H139V137H141V136H145V139H147V138H149V136H151L153 133H155V134H153V136H151L150 137V140H151V138H152V143L150 144L149 143V141H147V140H145L144 139V137H143V139L142 138H140V139H136V138H134L133 137V135H134ZM137 131H139L138 132V134L136 133ZM152 131H153V133H152ZM179 133H178V132ZM230 131V132H229ZM1 132L3 133V135L1 134ZM35 132V133H34ZM47 132V133H46ZM57 132H59L58 134H57ZM83 133V135H81V133ZM104 134H103V133ZM110 133V134H108V133ZM114 132L116 133V135L114 134ZM122 132V133H121ZM128 132H131V133H133V134H128ZM164 132V134H166L165 133V131H163ZM169 132V131H168ZM175 132L177 133L176 135H175ZM185 133V135H186V137H188V138H186L185 136H183V133ZM189 132H190V135L189 136H187V134H189ZM194 132H196L195 134H194ZM212 132V133H213ZM233 134H232V133ZM235 132V133H234ZM16 133H17V135H16ZM20 133V134H19ZM38 133V134H37ZM53 133H55L57 136H59V138H60V136H63V138H64V136L66 137V139L65 140H67L68 142L70 141V143H74L75 144V146L77 145L76 143V139L75 140H72V138H74V137H72V136H74V135H77V137L78 136H86V135H88L87 137H90V138H92L94 135V137L96 138H92L91 140L93 141V139H95L93 142H97V141H99V140H101L104 136L106 137V136H108V139L109 140H107L105 137H104V139H102L101 141H99V142H97V144L100 146V144H101V146H102V150L100 149V147L97 145V144H95V143H93L92 141V143L90 144L89 143V146L88 145H86V146H84V149H88L87 151H89L88 153H90V155L93 153H95V155L97 156V155H99V153H101L100 155H99V157L97 156L96 158H95V155H93L92 154V156H94V160L96 161V162H98L97 163V165L96 166H92L91 168H89V166H85V164L83 163L84 162V160H82L83 159V157H82V155H79V154H77V153H74V155H73V153H72V158H70V154H68L69 152H67V150H68V148L69 147H72L74 144L72 143V144H69L67 141H65L64 143H63V145L65 144V143H67V144H65V145H67V146H61V144L59 145V143H58V141L60 140L55 134H54V136L55 137H57V140L58 141H56L55 139V137L53 136L52 137V135H53ZM65 133H67V134H65ZM70 133H72V134H74V135H72V136H69L70 135ZM80 133V134H79ZM102 133V134H101ZM107 133V134H106ZM123 134V135H121V134ZM152 133V134H151ZM187 133V134H186ZM230 134V137L228 136L229 134ZM13 134V135H12ZM24 134H25V136H24ZM28 136H27V135ZM42 134V136H40ZM45 134H46V136H45ZM48 134L52 137V139L55 141V142H57V143H55V144H57V145H59L60 147H56V145L54 144V146H55V148L53 147V146H45L46 145V143L45 142H43V141H48V143H47V145H50L52 142H53V140H52V142L50 141V139L51 138H48ZM85 134V135H84ZM101 134V135H100ZM156 134H158V137L159 138H165V139H161L162 141H160V140H158V137H157V135ZM210 134V135H209ZM228 134V135H227ZM235 134V135H234ZM110 135H112V136H110ZM125 135V136H124ZM127 135V136H126ZM136 135H134L135 137H137ZM161 137H160V136ZM179 136L180 135V137L178 138V137H176V136ZM193 135V136H192ZM196 135H198V136H196ZM200 135H202L203 136V139H200V137H202V136H200ZM209 135V136H208ZM22 136V137H21ZM35 136H37L39 139H38V141L39 142H41L40 144H38V141H37V137L36 138H34ZM109 136H110V138H109ZM148 136V137H147ZM183 136V138L182 139H187V143L189 144H191V142H193L192 144L193 145H190V147L191 148H188V150H187V148H185L186 150H184V146L187 144L186 143V141H184V140H181L180 138ZM197 138V140L195 139V137ZM206 136V137H205ZM236 136V137H235ZM18 137V138H17ZM26 137H28L29 139L30 138H32V139H30L31 140V142L29 143L28 142V140H27V138ZM44 137H46L45 139H43ZM70 137H72V138H70ZM76 137V136H75ZM76 137V138H77ZM138 137V138H139ZM147 137V138H146ZM155 137H157V140H155L156 138ZM193 138L194 137V139L192 140L191 138ZM208 137H211L210 138V140H211V142L208 140ZM233 137V138H232ZM20 138H22V139H20ZM23 138H24V142L26 141L27 142V144L26 143H22L21 144V142L23 141ZM36 139V143L35 142H33V140L34 139ZM42 138V139H41ZM114 139V141H113V139ZM119 138H120V141H119ZM121 138H123V139H121ZM131 140H130V139ZM170 138V140L172 139V141L174 142V140H175V144L177 145V143H178V145H179V142H183V143H185L184 144V146L182 145V142H181V146L183 147V149L182 148H180L179 146H177V147H179L178 149L179 150H181V151H176L177 150V148H175L174 150L176 151H174L175 152V154H176V156L178 157V155H179V157H178V160H177V158L174 156V155H172V156H174V159H171V160H169V158H173V157H170L171 156V154H173L174 152H172L171 154L167 151L168 149H166V148H170V149H172V146L173 147H175V145H174V143H172L171 145L172 146H170V147H165L166 145L167 146H169L170 144H169V141L170 140H168ZM173 138H174V140H173ZM178 138V139H177ZM189 138L191 139V142L189 141ZM200 139V141L202 140V142L201 143H203V146H201V143L199 142V139ZM17 139H18V142H17ZM26 139V140H25ZM99 139V140H98ZM135 139V140H134ZM176 139H177V141H179V142H176ZM181 141H180V140ZM29 140V141H30ZM103 140H105V141H103ZM118 140V141H117ZM127 140V141H126ZM129 140V141H128ZM140 140L142 141V142H140ZM144 140V141H143ZM206 140V141H205ZM49 141H50V143H49ZM60 141H63V139H62V137H61V140ZM59 141V142H60ZM106 141H107V143L109 144L110 143V145H113V148L111 147L110 148V145H109V147L108 148H105L107 151H104L105 149H104V145H105V143H106ZM122 141H126L125 143L124 142H122ZM133 141H134V143H133ZM156 141V143H154ZM157 141H159L158 143L159 144H161L162 142L163 143H167V144H163L162 146L161 145H159V150H157L158 152H156V149H157V147H158V144H157ZM189 141V142H188ZM198 143H197V142ZM15 142H16V144L17 145H15L14 147H12V149L13 150H11L10 148V145L12 144V145H14L15 144ZM101 142V143H100ZM120 142H122V144L120 143ZM131 142L133 143L132 145H131ZM138 144H137V143ZM151 142V141H150ZM34 143V145H36L37 146V144H38V149H40V148H42V147H44L45 146V148H46V150L47 149H49L48 150V153H47V151L46 150H44L43 149V151H45L47 154H48V156L49 157H51L52 155L54 156V159L51 161V159H49V158H47V159H49L48 161V163H49V167H46V166H48V163H45V164H47L46 166L44 165V162L43 161H46L45 160V158L44 159H42L41 158V156H42V154H41V156H40V153H42V150L40 149V152H39V150H38V152H39V154H38V152L37 153H35L34 154V152L37 150H35L34 148H35V146L34 145H32ZM42 143H43V145H42ZM45 143V144H44ZM112 143V144H111ZM126 143H127V145H126ZM8 144H10V145H8ZM21 144V145H20ZM26 144V145H25ZM93 144V145H92ZM95 144V145H94ZM108 144H106V147H107V145ZM120 144H121V147H120ZM130 144V145H129ZM150 144V145H149ZM154 144V145H153ZM169 144V145H168ZM197 144V145H196ZM19 145V146H18ZM28 145H29V148H27L28 147ZM51 145H53V143L51 144ZM70 145V146H69ZM93 147V146H95L94 147V149H89L88 147H90L91 148V146ZM98 147H97V146ZM124 145L125 146H127V147H124ZM151 145H153V146H151ZM157 145V146H156ZM165 145V146H164ZM189 145H187V146H189ZM194 145L197 147L198 145H200L199 147H197V148H194ZM212 145V146H211ZM2 146V147H1ZM4 146H6L5 147V149L7 148V150H5V149H3V147ZM7 146H9V148L7 147ZM22 148H21V147ZM34 146V147H33ZM83 145H81V147H82ZM116 146H118V147H116ZM155 146V147H154ZM165 147V149H164V147ZM214 146V147H213ZM21 148V150H20V148ZM49 147V148H48ZM50 147H51V149L53 148V150L54 151H52V152H50ZM63 147V148H62ZM64 147H66L67 149H66V152H65V149H64ZM74 147V146H73ZM86 147V148H85ZM97 147V148H96ZM114 147H115V150H114ZM163 147V148H162ZM186 147V146H185ZM209 147V148H208ZM213 148L212 150H211V153H210V148ZM222 147V148H221ZM19 148V149H18ZM35 150H33V149ZM58 148V149H57ZM99 148V149H98ZM123 149V151H121L123 154H125L127 157L129 156V158L131 157V159L133 160V162L135 163V160L136 159H138V160H136V162L138 163V161H141V160H139V159H142V161H148L149 160V158H150V160H152L151 162H153V163H150V165L151 166H154L153 167V169H152V167H147L148 166V164H149V162H147L145 165H147V166H145L144 167V169H143V166L141 167L140 166V164H138L140 167H141V169H140V167L138 168V165H136V163L135 164H133L132 166L133 167H135V165L137 166L136 167V169L138 168L139 170H141L142 171V173H141V171L139 172L138 171V169H137V171H136V169L135 168H132V169H127V170H130L129 172H131L132 174L130 175V173L128 172V171H126V169H121L120 168V171H122V170H124L123 172L124 173H126V174H124L123 176H121V174H123V173H121L118 169H119V163H120V158H119V155H117V153L116 152H118L119 153V151L120 150H122ZM127 149V150H125V149ZM155 148V149H154ZM161 148V149H160ZM198 148H200V150L199 151H201V152H199L197 149ZM222 150H221V149ZM23 149V150H22ZM27 149V150H26ZM32 149V151H33V153H32V151H29V150H31ZM96 149V150H95ZM108 149H110L111 150V152H109L110 150H108ZM118 149H120L119 151H118ZM149 149H152V150H149ZM169 149V151H173V149L172 150H170ZM208 149V150H207ZM3 150H4V152H5V154L3 155L2 153H3ZM11 150V151H10ZM16 150V151H15ZM17 150H19V151H17ZM91 150H93V152L91 151ZM95 150V151H94ZM97 150H100V152L98 153V151ZM147 150V151H146ZM149 150V151H148ZM164 150H166L167 151V155H169V158L167 159V157H165V155H161V154H166V152H164ZM182 150H183V152H182ZM197 150V151H196ZM221 150V151H220ZM6 151L8 152V153H6ZM11 153H10V152ZM14 151V152H13ZM22 151V152H21ZM28 151V152H27ZM86 151V152H87ZM92 153H91V152ZM96 151H97V153H96ZM101 151H103V152H101ZM115 151V152H114ZM184 151H185V153H187L186 151H191L192 152V154H190V155H192L193 157L191 158V156L189 155V154H185L184 153ZM223 151V152H222ZM225 151V152H224ZM18 152H20L19 154H18ZM24 152H27L28 154H26V153H24ZM29 152H31V153H29ZM50 152V153H49ZM128 152V153H127ZM149 152H152L154 155H150V153ZM156 152V153H155ZM162 152V153H161ZM182 152L184 155H182V154H180V153ZM190 152V153H191ZM196 152H199L200 154H198V155H196ZM211 154V157H212V155L214 154V153H216L217 155H215L214 154V156L213 157H216V158H214L213 159V157L211 158L210 156H208V155H210L209 153ZM214 152V153H213ZM246 152V153H245ZM244 152V156L245 155H247L248 154V157L246 158V159H249L250 161H248V163H246V166L245 167H247L248 169L246 170L245 168H243L244 167V165L242 166V167H240L239 166V168H236V169H239V170H237V171H241V179H242V177L243 178H245V176H247L248 175V173L246 174V175H244L243 176V174L242 173H244V171L243 170H245V173H246V171H249V167H251L250 166V163L249 162H251V161H253V158H252V156L254 155V156H256L255 154H253V153H251V156L249 155L250 153L248 152V151H245ZM248 152V153H247ZM51 153H52V155H51ZM111 153V154H110ZM116 153V156H114V154ZM144 154L143 156L144 157H146V160L144 159V157H142V155L141 154ZM147 153H149V154H147ZM177 153H178V155H177ZM189 153V152H188ZM193 153H195V154H193ZM208 153V154H207ZM225 154V156H224V154ZM11 154L14 156H16L17 154L19 155H17L16 157H12L11 156ZM23 154V155H22ZM29 154H31V156L29 155ZM36 154H38V158H40V159H42L41 161L43 162V163H38V162H40L39 160H37V159H35V161H36V163H37V165L38 164H40V165H43V166H40L39 168L42 170V168L44 167V169H46V168H51V171H52V173L54 172V173H56V175H57V179L58 180H56L55 178H52V179H49L48 177H49V175L48 176H45V177H47V179H48V181H51V182H48L47 180H46V178L44 179V175H47V174H45L47 171L48 172H51V171H49L48 169L46 170V172H45V170H43L42 171V173L41 174H39V173H37V172H39L38 171V169H37V176L35 175V174H33V176H32V180H34V179H37V180H35V183L36 184H34V182L32 183L31 181H30V183H29V181H27V179L26 178H28L29 176H30V173H33V172H35V170L32 172L30 169L31 168H34V167H32L31 166V163H33V162H35V161H31V160H33V159H31L30 160V158H33L32 157V155H36ZM76 154V155H75ZM87 154V153H86ZM85 154V156L84 157H89V156H87ZM129 154V155H128ZM135 154H137V155H135ZM139 154V155H138ZM158 154H160V156L158 155ZM206 154H207V156H206ZM221 154V155H220ZM9 155L12 157V159L10 158V162H12L13 161V159L14 158H16V159H19V158H22L21 160H16L17 162L16 163H18V164H14V165H18L19 166V168H23V169H21V170H23L24 172L23 173H25V171H27L28 172V170L26 169V168H29L28 167V164H26V166H24L25 165V161H26V159L30 162L31 161V163H30V173H29V175L27 174V173H25V176L24 177H26V178H24L23 180H21L22 178H23V176L22 175H24V174H22V172H21V176L19 177V178H21L20 180L18 179V176H17V174L18 175H20V169H15L16 167H14V165H13V167H14V170H13V168L10 166L11 164H10V162H9V164L7 165V157H9ZM25 155L27 156V157H25ZM64 155V157H66L65 159H67V156L69 157V159H67V161H74L73 162V164L74 163H76V164H78L79 165V163H81V161L80 160H82V163H83V165L85 166V169H87L88 168V172L87 173H85L86 171L83 169L84 167H82V168H79V169H77V168H73V171H72V169L71 168H69L70 169V171H72V172H70V173H72L73 174V172H74V169L77 171H79L80 169H83L81 172L82 173H84V174H88L89 172L91 173H89L90 175H87V177H89V181H91V178H93V177H91L92 175H93V171L95 170V172L97 171L100 175H101V177L102 176H104V172L105 173H107V172H111L112 173V168H114L115 167V170L117 169V167H118V171L117 172H115V170L113 169V173L111 174H107L108 175V177H109V175H112L113 177V179L112 178H110V179H108L107 180V178H106V180L108 181V184H110V188H112V189H110L109 187H106L108 184L106 183L107 181L104 179L105 177H102L103 179H104V186H105V184H106V186H105V189H104V187L103 186H101V185H103V183H101V177H100V175L97 173V178H95V179H98V177H100V181L98 182V180L96 181L95 180V182H94V178L92 179L93 180V182H90V184H88V187L86 186V183H85V187H87V188H84V187H82V189H80V186L82 185V184H80V183H83V182H85L86 180H88V178H86L85 177V175L84 174H82L81 176L83 177V175H84V177L86 178V179H82L83 180V182H80L79 183V180L77 181V183H76V178L77 179H81V178H78V177H76L75 175V179H69V181H67V179H66V181H64L65 180V178L67 177V176H72V175H68V174H70V173H68V170L69 169H67L66 171H65V173L67 174V176H65L64 175V173L62 174L61 173V171L59 170V168L57 167V165H61V163H62V161L64 162V161H66L65 159H64V157H62ZM66 155V156H65ZM77 155H78V157H77ZM89 155V154H88ZM133 155H135V157L136 156H138V158H135V159H133L134 158V156ZM140 155H141V157H140ZM150 155V156H149ZM221 156V158L219 157V156ZM229 155H231V156H229ZM21 156V157H20ZM28 156H30V157H28ZM56 156V157H55ZM73 156H76L77 157V159H76V157H73ZM80 156V157H79ZM147 156H148V158H147ZM153 156H155V157H153ZM157 156H159V157H157ZM182 156H186V157H188L187 158V160H186V158H185V161H184V158L182 159ZM190 156V157H189ZM223 156V157H222ZM227 156H229V157H227ZM18 157V158H17ZM36 157H37V155H36ZM35 156H34V158H36ZM63 158L64 160H57L58 162H56V158ZM110 157V158H109ZM111 157H112V159H113V161L115 160V162H114V164L111 162L112 160H111ZM160 157H164V159H167L166 161L164 160L163 161V158H162V161L163 162H161L160 164H161V166H160V164H158L159 163V159L158 158H160ZM199 157H201V158H199ZM1 158V157H0ZM24 158V159H23ZM116 158H118L117 160H118V165L116 164V166H115V163L117 162L116 161ZM175 158H176V160H175ZM222 158H223V160H222ZM224 158H225V161H227V163L226 162H224ZM229 158V159H228ZM241 158V157H240ZM239 158V159H240ZM76 159V160H75ZM78 159H79V161H78ZM99 159V160H98ZM148 159V160H147ZM156 159H158V163H156L157 162V160ZM215 159H217V160H215ZM24 160V161H23ZM108 160H111L110 162L112 163V164H110V162L108 161ZM149 160V161H150ZM201 162H200V161ZM213 160V161H212ZM214 160L216 161V162H214ZM263 160H264V157H263V159H262V161H261V163L263 162ZM15 161V160H14ZM61 161V163H59ZM66 161V162H67ZM106 161H107V164H108V162H109V164L111 165V167H110V171L108 170V165L106 164V167L107 168H104V165L105 164H103V165H101L102 163H106ZM141 161V162H142ZM188 161V162H187ZM22 162V163H21ZM51 162V163H50ZM55 162H56V164L57 163H59V164H55ZM184 162V163H183ZM210 162H212V163H210ZM228 162H229V165H228ZM255 162V161H254ZM14 163V162H13ZM53 163V165L55 166L56 165V167H50L51 166V164ZM81 163V164H82ZM140 163V162H139ZM183 164V166L182 165H180V164ZM260 162H259V164H261ZM24 164V165H23ZM34 164V163H33ZM159 165V168H155V167H157L158 165ZM214 164H215V166H217V167H215L214 166ZM83 165H81V166H83ZM112 165H114V166H112ZM157 165V166H156ZM203 165H204V167H203ZM251 165H252V168H253V162H251ZM262 165H264L263 163H262ZM261 165V166H262ZM8 167V169H7V167ZM80 166V167H81ZM100 166H102V167H100ZM228 166V167H227ZM260 166V165H259ZM261 166H260V169H261ZM26 167V168H25ZM38 167V166H37ZM78 167V166H77ZM146 167L147 168H151V169H146ZM214 167V168H213ZM224 167H226V168H224ZM36 168V167H35ZM55 169L56 168V170H53V169ZM101 168H103L102 170H101ZM130 168V167H129ZM176 168V169H175ZM217 168V169H216ZM229 168V169H228ZM241 168V169H240ZM251 168V169H252ZM263 168H264V166H263ZM261 169L260 170V172H255V171H253V172H255V173H253V172H251V169H250V173L253 175V178H254V174H256L257 173V175H261V173H262V171L264 172V169ZM26 169V170H25ZM89 169H91L90 171H89ZM92 169H94V170H92ZM106 169V171H104ZM135 169V170H134ZM161 169V170H160ZM215 169V170H214ZM221 169V170H220ZM235 169V170H236ZM17 170V171H16ZM228 170V171H227ZM12 171H14V174L15 173H17V174H15V175H13L12 174ZM104 171V172H103ZM196 173H195V172ZM243 171V172H242ZM11 172V174L13 175H11V174H9ZM45 172V173H44ZM80 172V171H79ZM76 173L77 175L79 174V177H80V173ZM118 172L119 173H121V174H118ZM137 172H139V173H137ZM167 172V173H166ZM219 172H221L220 174H219ZM229 172V173H230ZM136 175H135V174ZM194 173L196 174L195 176H194ZM2 174H3V176H2ZM42 174H44V175H42ZM64 175V176H62V175ZM75 174V173H74ZM27 175V176H26ZM51 173H50V178H51ZM95 175H96V173H95ZM106 175V174H105ZM106 175V176H107ZM114 175H115V177H116V180H117V178L119 179L118 181H116L115 180V177H114ZM130 177H129V176ZM132 175H133V177H132ZM138 175H139V177H138ZM192 175L197 179V182L196 181H194V180H196V179H194V177L192 178ZM220 175V176H221ZM10 176H11V178H10ZM15 176H17V179L15 178ZM35 176V177H34ZM38 176H40V177H38ZM52 176H54V175H52ZM74 176H72V178L74 177ZM118 176H120V177H118ZM134 176H137V180H136V177H134ZM169 176H171V177H169ZM14 177V178H13ZM41 177H43V179L44 180H42V178ZM63 177H64V179H63ZM125 177V178H124ZM127 177H129V179L127 178ZM132 177V178H131ZM140 177H144V178H146L145 180H144V178L142 179V178H140ZM216 177L218 178V182H217V185H214L213 187H215L214 189H216L215 191H212V193H210V191L209 190H211V185L212 184H215L214 183V180L216 179ZM225 177V176H224ZM224 178V181H226V179H228V177L227 178ZM255 177H257V176H255ZM6 178H8V181H7V179ZM12 178H13V180H12ZM41 178V179H40ZM122 178V179H121ZM138 178H140V179H138ZM219 178H220V181H219ZM230 178V177H229ZM238 179V180H241V179ZM258 179L259 178H262V175L260 176V177H257ZM29 179V178H28ZM31 179H29V180H31ZM131 179V180H130ZM142 179V180H141ZM193 179V180H192ZM231 180H233L232 178H230ZM251 179H252V176H251ZM257 179V180H258ZM19 180V182L20 181H22L21 183H19V182H17ZM56 180V181H55ZM70 180H75V181H73V182H70ZM109 180H110V182H109ZM129 182H128V181ZM140 181V183L138 184V183H134V181ZM194 181V183H192V181ZM212 180V181H211ZM229 180V179H228ZM243 180V179H242ZM256 180V178L255 179H252V181H253V184H250L249 183V186L247 185L248 184V181L249 180H246V179H244L243 181H246L247 183H245V182H243V183H241V181H239V183L241 184H239L238 183V186H237V180H234L233 182L236 184V185H234L235 187H241L242 186V184H243V186H242V190H240L239 191V189H237L238 190V192L239 193H241V195L243 196V194L245 195V193H244V190H243V188H245V186H246V189H247V187L248 188H251V186L253 185L254 187H255V181H257ZM6 181H7V183H6ZM45 181H47V183L45 182ZM57 181H58V183H57ZM103 181V180H102ZM113 181V182H112ZM114 181H115V184L116 183H120V184H116V185H114ZM123 182V184H122V182ZM131 181H133V182H131ZM138 181V182H139ZM155 181V182H154ZM251 181V182H252ZM264 180L262 179V181L261 182H263ZM12 182H13V184H12ZM16 182L18 183V187H17V185H16ZM55 182V183H54ZM99 183V187H97V186H95V184H98ZM258 182V181H257ZM261 182H260V180H259V186H260V184H261ZM25 185L26 183H28V185L26 184L25 185V187H23L24 185ZM70 183H72V184H70ZM100 183H101V185H100ZM131 184V185H133V186H131V185H128V184ZM179 183H181V185H179ZM184 183V184H183ZM187 185H186V184ZM4 184H7L6 186H9L8 188H7V191H6V188L4 189ZM14 184H15V186L17 187V188H19V193L17 192V188L16 187H14ZM20 184H22V186L20 185ZM33 184V185H32ZM56 184H57V186H56ZM58 184H61V185H59V188L60 189H58ZM64 184H65V187H63L64 186ZM135 184H137V185H135ZM167 184V185H166ZM4 185V186H3ZM43 185V186H42ZM84 185V184H83ZM82 185V186H83ZM174 185H175V187H174ZM203 185H204V187H203ZM245 185V186H244ZM251 185V186H250ZM256 185H257V183H256ZM45 186V188H43ZM47 186H49L48 188H47ZM60 186H62V187H60ZM79 186V187H78ZM101 186V187H100ZM114 186H115V188H114ZM119 186V187H118ZM167 186H169V187H167ZM181 186L184 188V186H185V188H184V190H183V188H181ZM253 186H252V188H253ZM12 187H14V189L16 190H13L12 189V191L13 192H11V188ZM52 187V188H51ZM55 187H57V190H56V188ZM68 187V188H67ZM73 187H78V192H80L81 190V192L80 193H82V194H77V196L75 195L76 193H77V188L76 189H74ZM123 187V188H122ZM179 187V188H178ZM234 187V188H235ZM257 187H258V185H257ZM257 187L254 189L255 191H256V189H257ZM25 189V190H23V189ZM40 188V189H39ZM63 188H64V191H63ZM120 188V189H119ZM260 188V187H259ZM4 189V190H3ZM38 189V190H37ZM51 189H52V191H51ZM62 189V190H61ZM68 189V190H67ZM74 189V190H73ZM83 189H84V191H83ZM86 189V190H85ZM87 189H88V191H87ZM107 189H108V191H107ZM195 189V190H194ZM205 189H208L207 190V192H206V190ZM213 188H212V190H214ZM220 189V188H219ZM218 189V190H219ZM10 190V191H9ZM22 190H23V192H22ZM27 190V191H26ZM35 190V192H34V195H35V198L36 197H38V198H40V200H37L38 198H34V195H31V194H29L28 192H30V193H32L33 191ZM43 190V191H42ZM60 190V191H59ZM69 190H70V192H69ZM111 190V191H110ZM114 190V191H113ZM221 190V189H220ZM232 190V189H231ZM248 191L249 190H251V189H247ZM258 190V189H257ZM16 193H18V194H15V192ZM27 192L28 194H26L25 192ZM38 191V193H36ZM49 191H51L52 193H49ZM59 191V192H58ZM63 192V195H62V192ZM66 191V192H65ZM72 191H76L75 192V194H74V192H72ZM85 191H87V192H85ZM92 191V192H91ZM118 191V192H117ZM172 191H174L173 193L175 194H173L172 193ZM192 193H191V192ZM246 191V190H245ZM253 191V190H252ZM251 191V192H252ZM43 192H48V193H46V195L48 194V196L46 197V195H45V197L44 196H42L43 194H45V193H43ZM57 193V194H55V193ZM85 192V193H84ZM109 192H111V193H109ZM113 192H114V194H113ZM116 192V193H115ZM153 192V193H152ZM181 193V195L180 194H177V193ZM205 192V193H204ZM214 192H215V194H216V197H218V201L217 200H215V198H214ZM229 193H231V191L229 190L228 191ZM243 192V193H242ZM36 193V194H35ZM61 194V196L60 197H58V195H60ZM68 195H67V194ZM84 193V194H83ZM92 193V194H91ZM124 195H123V194ZM204 193V194H203ZM228 193V194H229ZM232 193H234V192H232ZM232 193H231V195H232ZM235 193H236V191H235ZM22 194H24V195H22ZM28 195V197H30L29 195H31V198L29 199V200H33V198H34V200H33V202H31V201H26L25 202V200H27L28 199V197L26 198V197H24V196H26V195ZM33 194V193H32ZM38 194V196H36ZM50 194V195H49ZM72 194H73V196H72ZM86 194V195H85ZM172 195V197H171V195ZM180 195L181 197H179V198H177V195ZM191 194V195H190ZM210 194H211V196H210ZM248 196H249V193L247 192L246 193ZM251 194V193H250ZM65 195H67V196H65ZM81 195V196H80ZM83 195V196H82ZM100 195V196H99ZM108 195V196H107ZM112 195V196H111ZM122 195H123V197L124 198H121L122 197ZM139 195H140V197H139ZM173 195H174V197L176 196V198L178 199H174L176 202H177V204L178 203H180L183 207H189V209H188V211H187V209H186V211H185V209H183V207H180L181 205L180 204H178V205H180V206H178L179 207V209H176V208H178L177 206H176V202L174 203V202H171V201H174L173 200ZM190 196L189 198L187 197V196ZM224 195H225V197H224ZM238 195V194H237ZM240 195V196H241ZM247 195H245V197L247 196ZM261 195H262V192H261ZM33 196V197H32ZM40 196V197H39ZM52 197V198H50V197ZM55 196H57L58 197V199H57V197H55ZM117 196V197H116ZM184 196V197H183ZM197 196V197H196ZM206 196V197H205ZM21 197V198H20ZM22 197H24V199L22 198ZM44 197V198H43ZM67 197V198H66ZM164 197V198H163ZM171 197V198H170ZM183 197V198H182ZM202 197V198H201ZM227 197V198H226ZM48 198V199H47ZM60 198H61V200H60ZM113 198H115V199H113ZM118 198V199H117ZM120 198V199H119ZM169 198V199H168ZM186 198V199H185ZM204 198V199H203ZM210 199V200H212V198H213V200L212 201H216V202H214V204L212 203V204H210V201H208V203H207V200L208 199ZM224 198V199H223ZM244 198V197H243ZM19 199V200H18ZM191 199V201H189V200ZM194 199H195V201H194ZM202 199V200H201ZM207 199V200H206ZM248 198L246 197V199H244L245 201H248L247 200ZM20 200H22V201H20ZM55 200V201H54ZM58 200H60V201H58ZM63 200H64V204L66 203L67 204V202H69V204L70 203H72V205H70L69 206V209H68V206L65 204V207H63V206H59V205H62L63 204ZM164 200V201H163ZM169 200H171V201H169ZM184 200V201H183ZM202 202H201V201ZM203 200H204V202H203ZM250 200V199H249ZM38 201V202H37ZM52 201H54V202H52ZM65 201H67V202H65ZM118 203H117V202ZM182 201V202H181ZM185 201H186V203H185ZM194 201V202H193ZM23 202V203H22ZM30 202L31 203H34L35 205H33V204H30ZM37 202V203H36ZM61 202V203H60ZM75 202V203H74ZM77 202V203H76ZM163 202H165V203H163ZM172 204H171V203ZM201 202V203H200ZM14 203H15V205H14ZM26 203V204H25ZM59 203V205H57V204ZM100 203H102V204H100ZM113 203V204H112ZM167 203H169L170 205H172L171 207H169L168 205H167ZM173 203H174V207H173ZM192 203H195V206H194V204L192 205ZM198 203V204H197ZM203 203V204H202ZM16 204L18 205H23V208H25V209H23V210H25V211H20L21 209H22V206H21V208H20V210L17 208V206H16ZM28 204H30V205H28ZM53 204H56V206L55 205H53ZM68 204V205H69ZM116 204V205H115ZM119 204V205H118ZM184 204H185V206H184ZM206 204H208V205H206ZM27 205V206H26ZM191 205H192V208H191ZM15 206H16V208H17V210L19 211L18 213H20L21 212V214L20 215H18V213H16V211L17 210H14V209H16L15 208ZM36 207V212H35V214L36 215H34V214H31V215H33L35 218H37V219H33L32 220V217H31V215H30V212L31 213H33L32 212V210L30 209V208H32V209H34L33 211H35V208H33V207ZM39 206V207H38ZM99 206L101 207V209H98L99 208ZM117 206V207H116ZM165 206L166 207H168L167 209L165 208ZM19 207V206H18ZM26 207L28 208L29 207V209H28V211H26ZM75 207V209H72V208H74ZM108 208V210H111V212L110 213H108V210H106V209H103V208ZM185 207V208H186ZM193 207H194V210H193ZM39 208V209H38ZM62 209V211H61V209ZM169 208H174V211L172 210V209H169ZM181 208V209H180ZM190 208H191V210H190ZM196 208V209H195ZM45 209V210H44ZM70 209H72V210H70ZM94 209V210H93ZM207 209V210H206ZM29 210H31L30 212H29ZM52 212H51V211ZM66 210V211H65ZM74 210H76V211H74ZM91 210V211H90ZM160 210H165V211H161L162 212V214H161V212H160ZM166 210H167V212H166ZM172 210V211H171ZM177 210L178 211H185L186 213H188L189 211V216L187 217V215L185 216V212L182 214V215H180V213H178L177 212ZM193 210V211H192ZM198 210H200V208H198ZM42 211H43V215H42ZM74 211V212H73ZM93 211V212H92ZM116 211V212H115ZM132 211V212H131ZM182 211V212H183ZM191 211H192V213H191ZM23 212H24V215H30L29 217H31L30 219L32 220V221H34V223H35V220H37L36 221V223H37V225H36V228H34V230H33V227H34V225L36 224H34L33 222H31V223H29L28 221L30 220L28 217L26 218L25 216V218L26 219H28L27 220V222L26 223H28V224H30V225H26V223H25V221L24 220H22L21 221V219L19 218V217H22V215H23ZM25 212H29V213H27V214H25ZM66 212V214L68 215H66V214H64ZM68 212V213H67ZM101 212V213H100ZM103 212V213H102ZM123 212V213H122ZM147 212V213H146ZM176 213L175 215H178L179 217H181L182 219L184 218V216L185 217H187L186 219H192L191 221H188V220H186V219H183L184 221H182V222H184V223H179V224H182V225H180V231L178 230V221H181V219H179V217H177V216H175V215H172V216H170L171 214H168V213ZM181 212V213H182ZM263 213H264V211H262ZM39 213V214H38ZM45 213H50L49 215H45ZM52 213H55V214H53V215H51ZM84 213V212H83ZM83 213H82V215H83ZM84 213V214H85ZM100 213V214H99ZM106 213H108V214H106ZM112 213H114V214H112ZM130 213V214H129ZM133 213V214H132ZM160 213V214H159ZM106 214V215H105ZM163 214H165V215H163ZM192 214V215H191ZM199 214H201V215H199ZM62 215V217H60ZM76 215V214H75ZM96 215H99L98 216V218H96ZM108 215V216H107ZM131 215H133V216H130ZM139 215V216H138ZM158 215H160V216H164V218H162V217H160V216H158ZM46 216V217H45ZM47 216H52L50 219H49V217H47ZM111 216V217H110ZM113 216V217H112ZM130 218H129V217ZM137 216H138V218H137ZM145 216V215H144ZM153 216L154 217H156V218H158V220H160V221H158L160 224L162 223V226H159L160 224L158 223V225L156 224L157 222V220L155 219V218H153ZM158 216V217H157ZM198 216H196V217H198ZM23 217V218H24ZM33 217V218H34ZM59 217V218H58ZM99 217H101V218H103V220L105 219L106 220V218L107 217H110V219H107L106 220V223H108V224H106V223H104V221L102 220V221H99L100 220V218ZM106 217V218H105ZM198 217V218H199ZM24 218V219H25ZM74 218V219H73ZM95 218H96V220H95ZM127 218H129V220L131 219V221H125V219L127 220ZM177 218L179 219L178 221H177ZM97 219H99V220H97ZM146 219L148 220V223H147V221H146ZM152 220V219H154V222H152V221H150V220ZM30 220V221H31ZM72 220H73V222H72ZM92 220V221H91ZM114 221L115 223H112V222H110V221ZM162 220V221H161ZM24 221V222H23ZM67 221H69V222H67ZM74 221H75V224H74ZM79 220H77V222H78ZM125 221L126 223H123V222ZM186 221H188L189 223H190V226H193V223H194V225H195V227H193L192 229L193 230H190L189 229V223H188V227H186L187 225V223L185 224V222ZM192 221H193V223H192ZM42 222V223H41ZM55 222V223H54ZM67 222V223H66ZM89 222L91 223V224H89ZM99 222H102V224H100ZM112 223V224H110V223ZM141 222V225H143V223ZM68 223H70V226L68 227ZM94 223H96V224H94ZM120 223V224H119ZM129 223V224H128ZM24 226H23V225ZM66 224H67V227H68V229H67V227H65L66 226ZM98 224H100V225H98ZM124 224V225H123ZM133 223H131L130 225H132ZM135 224H133L134 225V228L136 229V228H138V229H136L137 231H140L141 232V230H149V226L147 225V229H145L146 228V225H144V226H140L139 225V227L138 226H136ZM166 224V225H165ZM174 225V226H171V228L169 227L170 225ZM177 224V225H176ZM185 224V225H184ZM32 225V226H31ZM94 225H98V226H94ZM108 225V226H107ZM169 225V226H168ZM184 225V227H181V226H183ZM25 226H27L26 228H25ZM31 226V227H30ZM117 226V227H116ZM125 228H124V227ZM158 226V227H157ZM176 226H177V228H176ZM113 227V226H112ZM157 227V228H156ZM170 228V231H167V230H169L168 228ZM175 227V228H174ZM38 228V229H37ZM55 228V229H54ZM66 228V229H65ZM130 228V229H129ZM174 228V229H173ZM182 228V229H181ZM59 229V230H58ZM119 229V228H118ZM121 229V228H120ZM172 229V230H171ZM198 229V230H197ZM57 230V231H56ZM136 230H134V231H136ZM147 230V231H148ZM157 230V231H156ZM159 230V231H158ZM179 232H178V231ZM197 230V231H196ZM43 231V232H42ZM64 231V232H63ZM193 231H195V232H193ZM41 232H42V234H41ZM51 232V233H50ZM142 232H144V231H142ZM174 232V231H173ZM197 232V233H196ZM33 233V234H32ZM46 233L48 234L47 236H45L46 235ZM179 233H181L180 235H178ZM192 233V234H191ZM206 233V232H205ZM30 234H31V236H30ZM45 234V235H44ZM156 234V233H155ZM195 234H198V236L199 235H201L202 237H198L197 235H195ZM33 235V236H32ZM53 235V236H52ZM21 236V237H20ZM26 239V240H24V238ZM34 239H33V238ZM22 238H23V240H22ZM187 239V240H186ZM204 241V242H203ZM6 244H5V243ZM24 244H23V243ZM197 244H196V243ZM0 243V244H1ZM207 243V242H206ZM28 244V243H27ZM1 246L3 247V246H5L4 248H1ZM23 247V246H22ZM21 247V248H22ZM21 248H19V250L18 251H21ZM157 253L159 252V251H156ZM159 254V253H158ZM158 254H156L155 255V252H153V253H151V254H149L148 255V257H146V259H144V261H145V263L146 264H149V263H151L152 264V262H153V264H160V263H162V264H167L168 263V258H166L165 259V256H163V259L161 258L162 257V255H161V257H160V259H161V261H160V259H159V256H160V254L158 255ZM154 256H156V258L154 257ZM153 259H155V262L153 261ZM164 259H165V261H167V263L166 262H164ZM13 260V261H12ZM157 260V261H156ZM157 262V263H156Z\"/></svg>",
	"mask_w": 264,
	"mask_h": 264
},
{
	"label": "bare ground",
	"instance_id": "6f19581e",
	"mask_svg": "<svg viewBox=\"0 0 264 264\" xmlns=\"http://www.w3.org/2000/svg\"><path fill=\"white\" fill-rule=\"evenodd\" d=\"M50 0H48V2H49ZM70 1H74V0H70ZM78 1L79 0H77V3H78ZM82 1V2H81ZM80 2L81 3H79V4H82L83 2L85 3V1H83V0H81ZM93 1V0H92ZM18 2V1H17ZM15 3L14 2V4L16 5V7H17V4L18 3ZM37 2V1H36ZM38 2H39V0H38ZM46 2V1H45ZM57 2H59V1H57ZM88 2H89V0H88ZM4 3V2H3ZM77 3H75L74 5H77ZM90 3V2H89ZM125 3H129L130 5H131V7H132V10H133V13L136 15V18H138V19H143V18H145L146 19V21H148L149 20V22L151 23V25H152V27H150L149 29L147 28L149 25V23L147 24L148 26L146 27L147 29H145V30H140V29H144V28H142V27H140V29H138L137 27H134V26H128V23H130V22H128V20H127V16H126V14H125V7H124V4ZM11 3H9L8 5H10ZM20 4V3H19ZM38 4V3H37ZM40 4H41V2H40ZM49 4V3H48ZM73 4V3H72ZM72 4H68L67 3V5H72ZM90 4H92V2L90 3ZM52 5V4H51ZM66 5V6H67ZM84 5V4H83ZM88 5V4H87ZM93 7H94V10L97 12L96 14H93V15H91L92 17H88V20H85L86 22H85V24H86V26L84 27L83 26V28H87V33H88V36L89 37H87L88 38V40H91V42H89V45H91V47L92 46H95L96 45V43H98V41H97V38L99 39L100 37H105V38H108L109 40L108 41H110V40H112L111 42L113 43V42H117V43H115L114 44V46L109 42L108 43V41H106L105 40V42L104 43H106V44H109L108 45V49H111V47L113 46V47H126V44L128 43H135L136 45H137V47H136V45H134L135 47H136V50H137V52L138 53H141V54H144V55H150V56H154V55H152V54H154V53H159V54H161L163 57H165V56H171L172 57V59L170 58H168L169 59V61L170 60H172L173 62H175L174 61V59L173 58H176V57H178L179 55H181V54H183L182 52L184 51V52H186V51H191V50H194V52L192 51L191 52V54H190V56H191V66L192 67H194L193 68V70H192V68H191V70L193 71V73L195 74L194 75V77L195 78H197V76H200V81H202V83H201V85L203 84V86H201V87H203V88H201L200 87V90L199 91H204V92H201V93H199V94H204V96L206 97V95L208 96L209 94H208V92L209 91H211V92H214L212 95H214V97L216 98V96H218L219 94H222V96L223 97H225V96H227L228 97V99L229 100H231V98H232V96H233V94H235V93H237V92H235V91H237V89H239L240 88V90H238L239 92L237 93V94H235L237 97H240L239 95H242V96H244V97H247V98H249V99H252V100H254L255 99V101L254 102H256V96H257V92H258V90H259V88H263L264 89V0H96L93 4ZM33 6L34 5H32V7H31V9H33ZM53 6V5H52ZM55 6V5H54ZM61 6V5H60ZM62 6H65V5H62ZM80 6V5H79ZM88 6H90V5H88ZM126 6H127V4H126ZM14 7V5L12 4L11 6H9L7 9H4L5 11V14L1 17V22H0V24H2L3 26H2V28H4L5 26H7L9 23H13V25L14 26H16L15 25V23L17 22H15V20H16V18H19V16H21V14L18 16L17 14H15V13H13L14 11H15V9H17V8H13ZM49 7V6H48ZM56 7V6H55ZM72 7H74V6H72ZM30 7H28V9H29ZM41 8V7H40ZM81 8V7H80ZM79 8V9H80ZM47 9H49V8H47ZM86 9V8H85ZM93 8H91V10H92ZM130 9V8H129ZM18 10V9H17ZM22 10V9H21ZM50 10H52V9H50ZM54 10V9H53ZM56 10V9H55ZM65 10H66V8H65ZM64 10V12L66 13V11ZM69 10V9H68ZM70 10H72V9H70ZM128 10V9H127ZM127 10H126V13L127 14H129V11L127 12ZM131 10V11H132ZM32 11V10H31ZM47 11H49V10H47ZM94 11V12H95ZM33 12H34V10H33ZM53 12V11H52ZM52 12H50V13H52ZM81 12H83V11H81ZM22 13V12H21ZM25 13H27V12H24L23 11V13H22V15L23 14H25ZM31 13V12H30ZM54 13V12H53ZM69 13V12H68ZM73 13H77L78 14V12H77V10L75 9L74 11H73ZM86 13H88V12H86ZM89 13H91V12H89ZM262 13V14H261ZM70 14H72V13H70ZM79 14H80V12H79ZM78 14V15H79ZM84 14V13H83ZM74 15V14H73ZM86 15V14H85ZM51 16H52V14H51ZM58 16V15H57ZM67 16H70V15H67ZM67 16H65L66 17V19L64 18V14H63V16H61V20H62V22H59L60 20H58V18H57V22L55 23V25H54V27H53V34H52V37L54 38V40H53V42L55 43V45H59V44H61L63 41H64V39L63 38H65L66 36H64L66 33H65V31H64V29L65 30H67L66 28H67V22H68V20L69 19H73L74 18V16L72 17V18H68ZM87 16V15H86ZM130 16V15H129ZM54 17V16H53ZM82 17V16H81ZM28 18V17H27ZM31 18H33V17H31ZM51 18V17H50ZM64 18V19H63ZM77 18H79V16L77 17ZM133 18H134V16H133ZM259 18H261L260 20H261V22L259 21ZM20 19H23V18H20ZM36 19V18H35ZM35 19H34V21H35ZM43 19V18H42ZM55 19V18H54ZM75 19V18H74ZM73 19V22H75V20ZM132 19V18H131ZM148 19V20H147ZM32 19H30V21H31ZM48 22H49V20H51V19H49V17H48ZM46 20V21H47ZM56 20V19H55ZM64 20V21H63ZM20 21V20H19ZM66 21V22H65ZM70 21V20H69ZM136 21V20H135ZM23 22H24V19H23ZM51 22V21H50ZM65 22V23H64ZM70 22H72V21H70ZM78 22H79V19H78ZM83 22V21H82ZM19 23V22H18ZM44 24L45 23H47V22H45V20H44V22H43ZM80 23V22H79ZM136 23H137V21H136ZM139 23H140V21H139ZM258 23H260L259 25H258ZM20 24V23H19ZM43 24V25H44ZM77 24V23H76ZM133 24V23H132ZM138 24V23H137ZM18 25V24H17ZM32 25V24H31ZM50 25V24H49ZM70 25V24H69ZM80 25V24H79ZM78 25V26H79ZM135 25V24H134ZM13 26V27H14ZM29 26V25H28ZM136 26V25H135ZM140 26V25H139ZM249 26H251V29L253 30V26H254V28H255V26H259L258 27V36H256V40L254 39V41H252V38L250 37V36H247L248 34V28H249ZM11 27V26H10ZM24 27V26H23ZM40 27V26H39ZM38 27V28H39ZM80 27V26H79ZM20 28V27H19ZM18 28V29H19ZM26 28H27V26H26ZM70 28V27H69ZM74 29H75V27H74ZM49 30V29H48ZM257 30V29H256ZM250 31V30H249ZM46 32V31H45ZM70 32H72V31H69V33ZM75 32V31H74ZM77 32V31H76ZM28 34V33H27ZM68 34V33H67ZM66 34V35H67ZM73 34V33H72ZM247 34V35H246ZM49 35H50V33H49ZM48 35V36H49ZM252 35V34H251ZM1 36V35H0ZM77 36V35H76ZM80 36H83V35H79L78 37H80ZM49 38V37H48ZM52 38V39H53ZM67 38V37H66ZM81 38V37H80ZM84 38V37H83ZM86 38V37H85ZM44 39H46V38H44ZM73 39H74V37H73ZM47 40V39H46ZM68 40H70V39H68ZM85 39H83V41H84ZM72 41H74V40H72ZM76 41H77V39H76ZM76 41H74V42H76ZM83 41L82 42H79V43H82L83 45L82 46H85L86 47V45H87V47H88V42L85 40V42L83 43ZM52 42V44H54ZM70 42V41H69ZM73 43V42H72ZM77 43V45H78V42H76ZM248 43V44H247ZM63 44V43H62ZM100 44H102V43H100ZM98 45L99 47H100V49H102V45ZM117 44V45H116ZM13 45H15V44H13ZM31 45V44H30ZM47 44H45V46H46ZM76 45V46H77ZM105 45V44H104ZM112 45V46H111ZM116 45V46H115ZM245 45V48L243 47ZM16 46V45H15ZM48 46H49V44H48ZM54 46V45H53ZM102 46V47H101ZM47 47V46H46ZM75 47V46H74ZM78 47V46H77ZM110 47V48H109ZM112 47V48H113ZM243 47V48H242ZM52 48V47H51ZM54 48V47H53ZM53 48L51 49L52 51H53ZM56 48V47H55ZM61 48V47H60ZM76 48V47H75ZM75 48H73V49H75ZM95 47H93L92 48V51H94L93 49H94ZM98 48V47H97ZM131 48V47H130ZM223 48H227V49H230V51L231 52H233V54L234 55H236V54H241V55H245V57H247L246 55H248V56H250V57H252V58H254L255 56H257V58L255 59V60H253V63H252V61L250 62V60H248L250 63H252V65L250 66V65H247L246 64V62H244L245 60H240V59H237L236 58V60H237V62L236 63H234L233 65H234V67L233 66H231L232 65V63H229V64H227V63H225L226 61H227V59H229V58H227L226 60H225V62H218L217 60H215V61H212L211 59L209 60L208 59V57L207 56H210L211 54V52H213V54H214V52H216V51H218V50H220V51H222V49ZM42 49V48H41ZM58 50H59V48H57ZM62 49V48H61ZM83 49V48H82ZM87 49V48H86ZM88 49H90V47L88 48ZM132 49V48H131ZM195 49H196V51H195ZM227 49H226V51H227ZM44 50H45V48H44ZM48 50H50L49 49V47H48ZM50 50V51H51ZM76 50H77V48H76ZM103 50H104V47H103ZM112 50V49H111ZM116 50V49H115ZM135 50V51H136ZM49 51V52H50ZM61 51V50H60ZM59 51V52H60ZM63 51V50H62ZM86 52V51H88V50H83V52ZM99 51V50H98ZM106 50H104V52H105ZM109 51V50H108ZM107 51V52H108ZM118 51H119V49H118ZM133 52H134V48H133V50H132ZM182 51V52H181ZM189 51V52H190ZM29 52H33V50L32 51H29ZM56 52H58V51H55L54 53H56ZM58 52V53H59ZM63 52H65V51H63ZM106 52V53H107ZM121 52V51H120ZM223 52H225V51H223ZM8 53V52H7ZM11 52H9V54H10ZM53 52H51V53H46V55L44 56L45 58H44V60L41 58L40 60H42V61H45V63H46V66L47 65H51V64H53L54 63V59L57 61V65H61V64H58V58H57V55H55ZM58 53H56V54H58ZM65 53H68V52H65ZM70 53H72L73 54V50L72 51H70ZM69 53V54H70ZM110 53V52H109ZM115 53V52H114ZM221 53V52H220ZM5 54V53H4ZM33 54V53H32ZM72 54H70V55H72ZM90 54L91 53H89V55L87 56V57H91L90 56ZM117 54V53H116ZM119 54V53H118ZM129 54V53H128ZM209 54V55H208ZM227 54H229V53H227ZM14 55L15 54H13V58H14V61H15V57H14ZM54 55L56 56V58H54ZM59 55V54H58ZM65 55V54H64ZM64 55L62 56V58L64 57ZM74 55V54H73ZM78 55V54H77ZM84 55V54H83ZM85 55H87V54H85ZM92 55V54H91ZM97 55V54H96ZM96 55H94L93 54V56H95L96 57ZM122 55H127V54H122ZM122 55L120 56V57H122ZM135 55V54H134ZM134 55H131V54H129V56L128 57H130V56H133L134 57ZM158 55V54H157ZM189 55V54H188ZM225 55V54H224ZM4 56V55H3ZM9 56V55H8ZM33 56V55H32ZM65 56H68V54L67 55H65ZM82 56V55H81ZM139 56H141V55H139ZM143 56V55H142ZM149 56V57H150ZM181 56H183V55H181ZM181 56H179L180 58H181ZM185 56V55H184ZM215 56V55H214ZM219 56V55H218ZM238 56V55H237ZM2 57V56H1ZM5 57H7L6 55H5ZM11 57H12V54H11ZM10 57V58H11ZM70 57H73V56H70ZM69 56H68V58H64V59H66L64 62H66V61H68L69 60V58H70ZM78 56H76V58H77ZM84 57V56H83ZM86 57V56H85ZM111 57H113V56H111ZM116 57H117V55H116ZM118 57H119V55H118ZM125 57V56H124ZM137 58H139L138 57V55L136 56ZM135 57V58H136ZM178 57V58H179ZM211 57V56H210ZM213 57V56H212ZM240 57H242V56H240ZM245 57H243V58H245ZM250 57H248L249 59H250ZM8 58V60H7V62L9 61V57H7ZM60 58V57H59ZM75 58V60L76 61H78L77 59ZM89 58L87 59V60H89ZM105 58V57H104ZM103 57L101 58V59H104ZM108 58H110V56L109 57H107V59ZM142 58V57H141ZM145 58V57H144ZM143 58V59H144ZM152 60H155V59H153L154 57H150ZM156 58V60H157V57H155ZM179 58V59H180ZM184 58V57H183ZM216 58V57H215ZM219 59V61H220V57H218ZM251 58V59H252ZM12 59V58H11ZM10 59V60H11ZM27 59V58H26ZM63 59V60H64ZM68 59V60H67ZM74 59V58H73ZM72 58H70V60H73ZM84 59V61H85V58H83ZM91 59V58H90ZM107 59H105L106 60V62H107ZM116 58H114V60H115ZM117 59H120V58H117ZM164 59V58H163ZM179 59L177 60V62L179 63ZM187 59V58H186ZM185 59V60H186ZM213 59V58H212ZM223 59V58H222ZM225 59V58H224ZM235 59V58H234ZM13 60V59H12ZM11 60V61H12ZM17 60V59H16ZM62 60V59H61ZM97 60H99V59H97ZM121 60H123L122 58H121ZM137 61H138V59H136ZM139 60H140V58H139ZM145 60V59H144ZM147 60H150V59H147ZM146 60V61H147ZM161 60V58L159 59V60H157L156 62H161L160 61ZM176 60V59H175ZM184 60V59H183ZM234 61L233 59H229L228 61ZM235 60V61H236ZM2 61H4V62H2V66L0 65V67H5L6 65H3V63H5L6 62V60L4 59V60H2ZM14 61H12V62H14ZM55 61V62H56ZM90 61V60H89ZM95 61V60H94ZM113 61V60H112ZM119 61V60H118ZM137 61H135L134 63H136ZM182 61V60H181ZM186 61H189L188 59L186 60ZM186 61H184V63L186 62ZM227 61V62H228ZM21 62H26V61H21ZM29 62V61H28ZM28 62H26L27 64L26 65H28ZM62 62V61H61ZM101 62V61H100ZM113 62H115V61H113ZM142 62H144L143 60H142ZM155 62V63H156ZM167 63H168V61H166ZM183 62V61H182ZM15 63V62H14ZM13 63V64H14ZM30 63V62H29ZM34 63V62H33ZM32 63V64H33ZM38 63V62H37ZM44 63V62H43ZM67 64H68V62H66ZM93 63V62H92ZM102 63V62H101ZM103 63H104V61H103ZM117 63V62H116ZM140 63V62H139ZM148 63V62H147ZM151 63V62H150ZM170 63V62H169ZM183 63V64H184ZM0 64H1V62H0ZM10 62H8V66H13L12 64H10ZM20 64V62H18L17 63V66ZM56 64V63H55ZM90 64H91V62H90ZM120 64V63H119ZM149 64V63H148ZM186 64V63H185ZM231 64V65H230ZM16 65V64H15ZM22 65V64H21ZM26 65H24V66H26ZM34 65V64H33ZM40 65H41V63H40ZM57 65H55V67L57 66ZM80 65V64H79ZM81 65H82V63H81ZM80 65V66H81ZM88 65V64H87ZM86 65V66H87ZM93 65V64H92ZM100 65V64H99ZM99 65H98V68H100V70H101V66H103L104 68H108L109 66H106L105 64L103 65H100V67H99ZM108 65V64H107ZM116 65V64H115ZM122 65V64H121ZM123 65H125V64H123ZM132 65V64H131ZM139 65V64H138ZM141 65V64H140ZM146 65V64H145ZM169 65V64H168ZM182 65V64H181ZM43 65H41V67H42ZM74 66V65H73ZM78 66V65H77ZM83 66V65H82ZM90 66V65H89ZM88 66V67H89ZM95 66H97V65H95ZM135 64H134V66H133V68H134V70L136 69L135 68ZM147 66H149V65H147ZM171 66V65H170ZM14 67V66H13ZM19 68V70H20V66H18ZM22 67H23V65H22ZM27 67V66H26ZM26 67H25V69H26ZM54 67V66H53ZM62 67V66H61ZM61 67H59V68H61ZM88 67H87V69L86 70H90V68L91 67H89V69H88ZM103 67H102V69H103ZM137 67V66H136ZM140 67V66H139ZM145 67V66H144ZM152 67V66H151ZM176 67H179V66H176ZM182 67V66H181ZM179 68V69H182V68ZM186 67V66H185ZM7 68V70H2L3 72H5L6 71V73L8 74V73H12L13 72V74L14 75H12L13 77H15L16 75H17V73H16V75H15V70L13 69H11L10 67H6ZM15 68V67H14ZM28 68V67H27ZM63 69H64V67H62ZM75 68H77V67H75ZM82 68V67H81ZM97 68V67H96ZM97 68V69H98ZM112 68V67H111ZM117 68H118V66H117ZM126 68V67H125ZM131 68V67H130ZM132 68V69H133ZM141 68H143V67H141ZM140 68V70L141 71H143V69H141ZM149 68V67H148ZM171 68V67H170ZM50 69H53V68H50ZM79 69V68H78ZM83 69V68H82ZM94 69V68H93ZM114 69H116L115 68V66H114ZM123 69V68H122ZM150 69V68H149ZM155 69V68H154ZM169 69V68H168ZM175 70H176V68H174ZM179 69L177 70L178 72H179ZM186 69H187V67H186ZM190 69V68H189ZM10 70V71H9ZM16 70H17V68H16ZM42 70H44L45 71V67L43 68L42 67ZM58 70V69H57ZM56 70V71H57ZM76 70V69H75ZM95 70V69H94ZM99 70V69H98ZM118 70V69H117ZM124 70V69H123ZM127 70V69H126ZM151 70H153V69H150L149 70V72L151 71ZM175 70H173L172 68H171V71L170 72H168V73H173ZM184 70V69H183ZM18 71V70H17ZM43 71V72H44ZM63 71V70H62ZM108 71V70H107ZM140 71V72H141ZM155 71H156V69H155ZM163 71L164 72H166L164 69H163ZM177 71H175V72H177ZM77 72V71H76ZM78 72H81V73H79V74H82V71H79L78 70ZM87 72H91V71H87ZM113 72H115V71H113ZM112 72V73H113ZM162 72V71H161ZM160 72V73H161ZM166 72V73H167ZM187 72H188V70H187ZM191 72V71H190ZM84 73V72H83ZM93 73V72H92ZM116 73V72H115ZM130 73V72H129ZM153 73H154V71H153ZM156 73V72H155ZM154 73V74H155ZM172 73L170 74V76L172 75ZM59 74V73H58ZM67 74V73H66ZM76 74V73H75ZM89 74V73H88ZM91 74V73H90ZM94 74V73H93ZM99 74V73H98ZM108 75V73L106 72H104V75ZM134 74H135V72H134ZM137 74H139V73H137ZM143 74V73H142ZM146 73H144V76H147V78L148 77H152L153 76V81H154V77L157 75V73L155 74V76H154V74L153 75H151V73L149 74L150 76H148L147 74L145 75ZM162 74V73H161ZM173 74H175V73H173ZM180 76H181V74L180 73H178ZM177 74V76L179 77V75ZM184 74V73H183ZM187 74V73H186ZM24 74H22V76H23ZM53 75H55L54 73H53ZM63 74H61V76H62ZM87 74H85V76H86ZM110 75V74H109ZM160 75V74H159ZM158 75V76H159ZM165 75V74H164ZM168 75V74H167ZM185 75V74H184ZM183 75V77H185ZM188 75V74H187ZM191 75H192V73H191ZM197 75V76H196ZM5 76H7L6 74H5ZM25 77H26V75H24ZM23 76V77H24ZM58 76V75H57ZM56 76V77H57ZM60 76V75H59ZM58 76V77H59ZM68 76V75H67ZM66 76V77H67ZM84 76V75H83ZM91 76V75H90ZM93 76H95V75H93ZM121 76L123 77V75L121 74ZM125 76V75H124ZM136 77L138 76V75H135ZM141 76L142 75H140V78H139V76L137 77V79H143V81H144V76H142L143 78H141ZM166 76V75H165ZM165 76H164V79L167 81V80H169L168 82H166L165 84H169L170 83V81H171V78H173L174 80H175V78L174 77H171V78H165ZM2 77V76H1ZM8 77V76H7ZM9 77H11V76H9ZM63 77V76H62ZM89 77V76H88ZM96 77V76H95ZM95 77H94V79H95ZM106 77H109L110 78V76H106ZM130 77V76H129ZM167 77V76H166ZM168 77H169V75H168ZM176 77V76H175ZM182 76H181V80L183 81V82H186V80L184 81V78H183ZM190 78V76H187L186 78ZM194 77H192V79L194 78ZM3 78V77H2ZM92 78V77H91ZM97 78V77H96ZM116 78V77H115ZM126 78H128L127 76H126ZM131 78H133V77H131ZM147 78H146V81L147 82H149V79L147 80ZM159 78H161V77H159ZM194 78V79H195ZM14 79V78H13ZM17 79V78H16ZM37 79H39V77H37ZM36 79V80H37ZM54 79V78H53ZM52 79V80H53ZM56 79H58V78H56ZM68 79V78H67ZM67 79L65 80V81H67ZM130 79V78H129ZM156 79V81H157V77L155 78ZM163 79V78H162ZM163 79V80H164ZM173 79H172V83H173ZM177 79V78H176ZM4 80V79H3ZM8 80H10V78L8 79ZM22 80V79H21ZM20 80V81H21ZM24 80V79H23ZM52 80L51 81H49V82H52ZM76 80H78V79H76ZM90 80V79H89ZM89 80H86V81H89ZM111 80H113L112 78L109 80V81H111ZM123 80V79H122ZM163 80H161V81H163ZM164 80V81H165ZM180 81V78H178L177 79V81ZM196 80H199L198 78L196 79ZM5 81V80H4ZM13 81V80H12ZM38 81V80H37ZM56 81V80H55ZM59 80H57V82H58ZM91 81V80H90ZM96 81H98V80H96ZM96 81H94L95 83H97ZM101 79H99V83L98 84H100L101 85V87L103 86L102 84H101ZM105 81V80H104ZM104 81H102L103 83H104ZM106 81H107V79H106ZM127 81L128 80H126V82H125V84H127ZM150 81L152 82V80H151V78H150ZM155 81V82H156ZM161 81H158L157 82V85H158V83L159 82H161ZM178 81V83H180V82H182V81H180L179 82ZM194 81V80H193ZM200 81H198V83L200 82ZM16 82L18 83L19 82V80H16ZM24 82V81H23ZM36 82V81H35ZM38 82H40V80L38 81ZM42 82H44L42 79H41V83ZM116 82V81H115ZM115 82H114V84H115ZM117 82H121L122 84H123V82L122 81H117ZM129 82V81H128ZM136 82V81H135ZM188 82H189V80H188ZM188 82H186V83H188ZM190 82H191V85L190 86H192V81L190 80ZM189 82V83H190ZM13 83H15V82H13ZM17 83H15V84H17ZM40 83V84H41ZM45 84L47 83V82H44ZM43 83V84H44ZM68 83V82H67ZM66 83V84H67ZM76 83V82H75ZM75 83H69V84H73V85H75ZM90 83V82H89ZM94 83V84H95ZM131 83V81L129 82V84ZM140 83V82H139ZM143 83V82H142ZM153 83V82H152ZM176 85H177V82H174ZM189 83H188V85H189ZM234 83H235V85L236 84H239L238 85V87L236 86V88H235V91H234V87H235V85H234ZM19 84V83H18ZM23 83H22V81L20 82V85H22ZM27 84V83H26ZM38 84L39 86H40V89H44V86H46V87H48L49 88V84L47 83L46 85L44 84ZM53 84V83H52ZM52 84H51V86H52ZM55 84V83H54ZM57 84H60V83H57ZM78 84V83H77ZM76 84V85H77ZM106 84V83H105ZM105 84H104V86H105ZM111 84V83H110ZM113 84V83H112ZM113 84V85H114ZM136 84V86H137V84L138 83H135ZM146 84V83H145ZM166 85V87H168L169 85ZM24 85V84H23ZM49 85V86H48ZM72 85V86H73ZM78 85H80V83L78 84ZM99 85V86H100ZM117 85V84H116ZM121 85V84H120ZM142 85H144V84H142ZM161 85H163V83L162 84H159V86H160V88H162V90H163V88H165L166 89V91H168L167 89H169L170 88V90L172 89L170 86H169V88H166L165 87V85L164 86H162L161 87ZM171 85V84H170ZM179 85V84H178ZM187 85V84H186ZM187 85V88L189 87V90L192 88V87H190V86H188ZM198 85H200V84H198ZM233 85H234V87H233ZM50 86V87H51ZM61 86H63V84H61ZM81 86H82V84H81ZM80 86V87H81ZM103 86V87H104ZM106 86H107V84H106ZM105 86V88H106V92H107V90H108V88ZM130 86H133V84L132 85H130ZM135 86V87H136ZM145 86V85H144ZM143 86V87H144ZM148 85H146L145 87H146V89L148 90V87H147ZM172 86H175V85H172ZM184 87V85H182V83L179 85V88L180 87ZM55 87V89H56V86H54ZM54 87H52V88H54ZM60 87V86H59ZM76 87V86H75ZM84 87V86H83ZM90 87V86H89ZM103 87H102V89H103ZM142 87V86H141ZM140 87V88H141ZM142 87V88H143ZM152 87V86H151ZM177 87V86H176ZM175 87V88H176ZM221 87V88H220ZM47 88V89H48ZM77 88H78V86H77ZM91 88V87H90ZM99 88V87H98ZM98 88H97V90H98ZM119 88V87H118ZM124 88V87H123ZM128 88V87H127ZM130 88V87H129ZM131 88H133V87H131ZM138 88V87H137ZM136 88V89H137ZM174 88V87H173ZM178 88V87H177ZM177 89L176 91H180L181 89ZM196 88V87H195ZM217 88H220L218 91H217V93H219V94H216V92H215V90L217 89ZM225 88V89H224ZM262 88H261V90H262ZM47 89H44V91H42V92H40L39 93V91L40 90H38V92L37 93H39L38 95H39V98L41 97L42 98V105H44L45 107H47V105H48V107L47 108H50V110L49 111H51V109H53V108H55V107H57L58 105H55L54 103H56V100H57V102H59L58 104H61V102L58 100L59 98H60V94H58L59 96H57V98L56 99H54L56 96L52 93V91H51V89L50 90H47ZM58 89V91L61 89V88H57ZM74 88H72V90H73ZM95 89V88H94ZM111 89H114V88H111ZM122 88H120L119 90H121ZM139 89V88H138ZM143 89H145V88H143ZM145 89V90H146ZM154 89V88H153ZM199 89V88H198ZM198 89H197V91H198ZM202 89V90H201ZM72 90H70V91H72ZM81 90H83V89H81ZM88 90V89H87ZM90 90V89H89ZM105 90V89H104ZM103 90V91H104ZM118 90V89H117ZM126 90V89H125ZM127 90H131L132 91V89H127ZM156 90H158V89H156ZM161 90V89H160ZM188 90V91H189ZM221 90V91H220ZM222 90H223V92H222ZM259 91L260 93H264V92H262V91ZM55 91V90H54ZM57 91V90H56ZM75 92H76V88H75V90H74ZM80 91V90H79ZM85 91H86V88H85ZM102 91V93H104ZM115 91H116V89H115ZM131 91H129V92H131ZM139 91V90H138ZM142 91V93H143V91L144 90H141ZM140 91V92H141ZM159 91V90H158ZM163 91H165V90H163ZM172 91H175V90H172ZM171 91V92H172ZM176 91L174 92V93H176ZM182 91V92H181ZM180 92H181V94L182 93H184L185 92V90H184V92H183V90H181ZM194 91V90H193ZM198 91V92H199ZM69 92V91H68ZM73 92V91H72ZM78 92V91H77ZM91 92V91H90ZM101 92V91H100ZM116 92H118V91H116ZM116 92H114V93H116ZM121 92H124V91H120L119 93H121ZM128 92V91H127ZM140 92H137V93H140ZM150 92V90H148V93ZM160 93H161V91H159ZM158 92V93H159ZM169 92V91H168ZM189 92H191V94H188L187 96L188 97H193V100L190 98V101L192 102H194V96H191L192 95V90L191 91H189ZM195 92V91H194ZM198 92H195V93H197L198 94ZM235 92V93H234ZM36 92H35V95L37 94ZM59 93H62L63 94V92L61 91V92H59ZM79 93V92H78ZM83 93V92H82ZM136 93V92H135ZM135 93H134V95H135ZM150 93H152V89H151V92ZM155 93V92H154ZM163 93H165L164 94V97H166V94H168V96L170 97V95H169V93H167V92H163ZM223 93H224V95H223ZM260 93H259V99H260V101H261V99L264 97V96H262V94H261V96H260ZM34 94V93H33ZM65 94V93H64ZM97 94V93H96ZM105 94H107V93H105ZM129 94V93H128ZM141 94V93H140ZM146 94H147V92H146ZM153 94V93H152ZM155 94H157V91H156V93ZM155 94H153L154 96H160V97H162L163 96V94L161 95V94H157V95H155ZM177 94V93H176ZM176 94H173V93H171V95H174V97H175V95ZM179 94V93H178ZM203 94H202V96H203ZM38 95H36L35 97L37 98L38 97ZM57 95V94H56ZM67 95V94H66ZM86 94H84V95H80L81 97L83 96H85ZM93 95V94H92ZM109 95V94H108ZM107 95V96H108ZM113 95V94H112ZM119 95V94H118ZM125 95V94H124ZM133 96V94H130V96ZM138 95V94H137ZM196 95V94H195ZM212 95H210L211 96V98H212ZM27 96V95H26ZM29 96H31V95H29ZM62 96H64V95H62ZM61 96V97H62ZM75 95H73V97H74ZM79 96V95H78ZM77 96V98H79ZM102 96H104V95H102ZM106 96V97H107ZM119 96H123V95H119ZM140 96V95H139ZM142 96V95H141ZM141 96H140V98H141ZM145 96V95H144ZM151 96V95H150ZM154 96H153V98H154ZM200 95H198L197 97H199ZM210 96H209V98H210ZM24 97V96H23ZM32 97V96H31ZM54 97V98H53ZM86 97H87V95H86ZM124 97V96H123ZM136 97V99H134V100H137L136 101V106H135V101L132 99V102L134 101V105H129V103L131 102V98L130 99H126V95H125V101L124 100H122V99H120V98H118L117 97V101L119 102H122L121 103V105H120V107L122 106L123 108H126V109H128L125 105H127L126 103L128 102V106H129V108H130V106L132 107H134L133 109H135L136 108V110L138 109H140L141 108V103H139L140 105V108L139 107H137L138 105H137V102L139 101V100H141L140 98H138L137 99V96H135ZM163 97V98H164ZM164 98L163 100L165 101V102H163L162 103V105H160V103L163 101H161V99H160V102H159V104H158V102L157 101H159V100H157L156 102H157V104H158V106L160 105V106H162V107H160L159 106V111H162L161 109H163V113H164V109L166 108H168V110H165V112H166V114L164 113V115H167L168 116V113H170V115L175 119V115H173V112L175 111L177 114L180 112V111H182L181 109H182V106H180V102L177 100V99H179V98H174L173 96H172V98L170 97V98ZM203 98V100L201 101V100H199V98H196L197 100H199L200 102H203L202 103V105H203V108H202V115H198V114H196V118H197V116H199L198 117V119L201 121V117L200 116H203V118H202V123H203V126H204V128H205V130H207V131H209L208 133H211V136H212V141H214V142H212V144L214 145V143L215 144H217V145H214L215 146V148L213 149L212 147L210 148V153H211V150L213 149L214 151L216 150V146H218V150H219V147L220 146H223L225 149H226V151H227V155L228 154H232L233 152L232 151H234L235 153H241L242 151H248L250 154V156H251V153H253V154H255L256 156H252V158H253V161H251V162H253V168H252V165H251V162H249L250 163V166L251 167H249L250 169H251V172H253V171H255V172H257L258 170V172H260V170L263 168V166L264 165H262V163L264 164V160H263V162L261 163V161H262V159H263V157H264V121H263V124H261L260 123V125L258 124L257 125V118L255 119L256 121H253L254 123L256 122V125H254V126H252V127H250L249 129H248V126H250L251 124H252V120H247L248 122H250L249 124L250 125H248V122L246 121V120H244V122H245V124H246V122H247V124L245 125V124H243V127H244V125L247 127L246 129L247 130H245V131H243L242 130V133H240L239 132V134H237V137L234 139V140H229V138H227V136H226V134H225V127H223L224 125V123H223V116H224V114L222 113V111L220 110V107H221V105H222V103H221V100H220V103H218V107H219V104H221L220 105V107H219V110L221 111H213L214 109H212L213 108V106H214V104H212L213 106L211 107V102L209 103V101L207 100V102H206V99L207 98ZM26 98V97H25ZM70 98V97H69ZM104 98V97H103ZM133 98V97H132ZM148 98V97H147ZM147 98H143L144 99V101L147 99ZM150 98V97H149ZM202 97L200 96V99H201ZM208 98V99H209ZM219 98V97H218ZM221 98V97H220ZM27 99V98H26ZM65 99V98H64ZM70 99H72V98H70ZM74 99V98H73ZM72 99V100H73ZM91 99V98H90ZM150 99H152V97L150 98ZM149 99V100H150ZM155 99V98H154ZM166 99V100H165ZM170 99H172V100H170ZM183 99H184V97H183ZM226 99V98H225ZM35 100V99H34ZM38 100V99H37ZM37 100H35V101H37ZM62 100H63V98H62ZM66 100V99H65ZM65 100H63V101H65ZM67 100H68V97H67ZM72 100H70V102H74V101H72ZM89 100V99H88ZM92 100H93V98H92ZM108 100V99H107ZM110 100H112V99H110ZM148 100V101H149ZM153 100V99H152ZM169 100L171 101V103H169V105H171V106H173V109L171 108V107H166V105H168V103L167 102H169ZM186 100H187V102H188V98H186ZM257 100H258V97H257ZM40 101V100H39ZM104 101V100H103ZM143 101V100H142ZM148 101H146L145 103L147 104L148 103ZM154 101V100H153ZM153 101H150V104L148 103L147 105L149 106V105H151V103L153 102ZM184 101V100H183ZM182 101V102H183ZM198 101V102H199ZM225 101V100H224ZM223 101V102H224ZM4 102V101H3ZM29 102H31V101H29ZM83 103H85V100L83 99V101H82ZM90 102V101H89ZM92 102V101H91ZM109 102V101H108ZM119 102V103H120ZM185 102V101H184ZM184 103V104H188V103H191V102H188V103ZM199 102V103H200ZM231 102V101H230ZM233 102H234V100H233ZM232 102V103H233ZM5 103V102H4ZM46 103V104H45ZM79 103H81L80 102V99H79ZM79 103H76V104H78L79 105ZM104 103V102H103ZM144 103V102H143ZM167 103V104H166ZM209 103V104H208ZM215 103V102H214ZM238 103L240 104L241 102H239L238 101ZM249 103V102H248ZM40 104H41V102H40ZM39 104V105H40ZM65 104V103H64ZM69 104H72V103H69ZM87 104V103H86ZM102 104V103H101ZM109 104L110 103H108L107 105L109 106ZM113 104V103H112ZM152 104H155V103H152ZM164 104V105H163ZM183 103H181V105H182ZM183 104V105H184ZM193 104V103H192ZM260 104V103H259ZM258 104V105H259ZM33 105H35V104H33ZM41 105V106H42ZM63 105V104H62ZM78 105H75V106H78ZM81 105V104H80ZM111 105V104H110ZM116 105V104H115ZM115 105H113V106H115ZM119 105V104H118ZM144 105V104H143ZM146 105V106H147ZM200 105H201V103H200ZM217 105V103H215V106ZM229 105V104H228ZM244 105H245V103H244ZM253 105H254V103H253ZM257 105V106H258ZM263 105V104H262ZM50 106V107H49ZM91 106V105H90ZM99 106H102V105H99V103H98V106L97 107H99ZM106 106V105H105ZM107 106V107H108ZM112 106V107H113ZM145 106V107H146ZM154 106V105H153ZM164 106V107H163ZM187 106V109L189 108V105H186ZM194 106V105H193ZM230 106V105H229ZM239 106V105H238ZM243 106V105H242ZM252 106V105H251ZM250 106V107H251ZM3 107H4V104H3ZM2 107V108H3ZM33 107V106H32ZM60 108H61V106H59ZM59 107H57V112H62L63 111V109H66V108H64L63 107V109H61L62 111H59ZM66 107V106H65ZM68 107V106H67ZM70 108H73V111L72 112H74V110L75 109H78L77 107L74 109V107H73V105L72 106H69ZM83 107V106H82ZM112 107H111V109H112ZM116 107V106H115ZM114 107V108H115ZM118 107V106H117ZM116 107V108H117ZM144 107V106H143ZM151 108H152V105L150 106ZM223 107V106H222ZM221 107V108H222ZM254 107V106H253ZM5 108V107H4ZM26 108V107H25ZM103 108V107H102ZM101 108V109H102ZM105 108V107H104ZM109 108H110V106H109ZM149 108V107H148ZM148 108H144V109H148ZM154 108V107H153ZM153 108L150 110V108H149V110L148 111H151L152 113H153ZM194 107H192L190 110H192ZM215 108V107H214ZM217 108V107H216ZM225 108V107H224ZM224 108H222L223 110H224ZM233 108V107H232ZM234 108H236L237 110H238V108L236 107V105H235V107ZM234 108H233V110H234ZM241 108V107H240ZM243 108V107H242ZM257 108H259V107H257ZM261 108V107H260ZM262 108H264V107H262ZM261 108V109H262ZM6 109V108H5ZM5 109H2V110H5ZM37 109V108H36ZM45 109V108H44ZM43 109V110H44ZM100 109V110H101ZM119 109H122V108H119ZM118 109V110H119ZM125 109V110H126ZM132 109V110H133ZM142 109V108H141ZM143 109V110H144ZM198 109V108H197ZM229 109V108H228ZM236 109H235V111H236ZM254 109V108H253ZM261 109H258V110H261ZM7 110H8V108H7ZM6 110V111H7ZM56 110V109H55ZM68 110V109H67ZM66 110V111H67ZM97 110H99V108L97 109ZM113 110V109H112ZM142 110V111H143ZM172 110V111H171ZM174 110V111H173ZM178 110V111H177ZM195 111H196V109H194ZM194 110H192V112L194 111ZM216 110V109H215ZM0 111H1V108H0ZM5 111V112H6ZM46 111H47V109H46ZM45 110H44V112H46ZM49 111H48V113H49ZM54 111V110H53ZM53 111H51V112H53ZM107 111H108V108H107ZM110 111V110H109ZM115 111H117V109L115 110ZM120 111V110H119ZM123 111H124V109H123ZM135 111V110H134ZM147 110H144L143 111V113L145 112H147V113H149ZM168 111V112H167ZM171 111V112H170ZM194 111V112H195ZM200 110H198V112H199ZM234 111V112H235ZM55 112V111H54ZM54 112H53V114H54ZM63 112H65V110L63 111ZM62 112V113H63ZM72 112H69L70 114H72ZM77 112V111H76ZM102 112V111H101ZM106 112V111H105ZM111 112H114V111H111ZM154 117L156 116L157 117V119H158V117L161 119V120H163V122H164V119H162L163 117L165 118V116H162V118L160 117L161 116V114L162 113H160V112H158V111H155L154 110ZM183 112V111H182ZM191 112V113H192ZM252 112V111H251ZM259 112V111H258ZM2 112H0V114H1ZM67 113H68V111H67ZM67 113H63V114H67ZM81 113L82 112H80V113H75V114H73L74 115V117H76V115L77 114H80L81 115ZM91 113V112H90ZM96 113V112H95ZM107 113V112H106ZM110 113V112H109ZM114 113H116V112H114ZM132 113H134V112H132ZM144 113V114H145ZM157 113H159L160 115L158 116V114ZM181 113V112H180ZM185 113H188V112H186L185 111ZM220 113H222L223 114V116L220 114ZM254 113V112H253ZM263 113V112H262ZM2 114H5V113H2ZM7 114H11V112H10V110H9V113L7 112ZM6 114V115H7ZM24 114H25V112H24ZM31 114V113H30ZM30 114L28 115V116H30ZM33 114H34V112H33ZM58 114V113H57ZM84 114H87V111L85 110V113ZM137 114H141L140 112L138 113V111H137V113L135 114H132V115H137ZM157 114V115H156ZM232 114V113H231ZM231 114H229V115H231ZM241 114V113H240ZM243 114V113H242ZM248 114H250V113H248ZM252 114V113H251ZM250 114V115H251ZM255 114L256 113H254V116H253V114H252V117L251 118H255V117H257V116H255ZM16 115V114H15ZM20 115H21V113H20ZM90 114H87V116H88V118L90 117L89 116ZM109 115V114H108ZM111 115H113V114H111ZM119 115V114H118ZM128 115V117L129 116H131L130 115V112L127 114ZM148 116H149V114H147ZM163 115V114H162ZM169 115V116H170ZM178 115H180V114H178ZM178 115H176V117L178 116ZM188 115V114H187ZM187 115H185V116H187ZM261 114H259L258 116H260ZM22 116V115H21ZM54 116V115H53ZM58 116H60V117H62L63 115H58ZM66 115H64L63 116V118H59L57 121H58V124L59 125H62V127H63V120L62 119H64L65 120V117ZM104 116V115H103ZM103 116H101L100 118L103 120ZM123 116V115H122ZM138 116H140V115H138ZM146 116V115H145ZM166 116V118H168ZM170 116V120L169 121H171V117ZM184 116V114H182L181 115V118H179L178 117V119H183V117H185ZM190 116V115H189ZM242 116V115H241ZM249 116V115H248ZM17 117V116H16ZM55 117V116H54ZM57 117V116H56ZM78 117H82V118H78ZM105 117V116H104ZM110 117V119H111V121H112V118L113 117H111V116H109ZM127 117V118H128ZM135 117V116H134ZM141 118H143L144 117V115L142 114V116H140ZM191 117V119H188L187 121H185V123L186 122H189L190 120H191V122L192 123H194V124H196V123H199L198 121H196V122H194V121H192V119H194L193 118V115L192 116H190ZM227 117H229V116H227ZM236 117V116H235ZM244 118H247V117H245V116H243ZM10 118V117H9ZM18 118V117H17ZM51 118H52V116H51ZM58 118V117H57ZM56 118V119H57ZM77 118L79 119V121H84V120H82L83 118H84V116H78L77 115ZM119 118V117H118ZM132 118V117H131ZM136 118H138L137 116L135 117V119ZM144 118H147V116L146 117H144ZM143 118V119H144ZM150 118V117H149ZM148 118V119H149ZM172 118V119H173ZM186 118V117H185ZM224 118H225V116H224ZM232 118H233V116H232ZM232 118L230 117V119L232 120ZM240 117H238L237 119H239ZM242 118V117H241ZM31 119H33L32 117H31ZM67 119V118H66ZM84 119H86L87 120V118H86V115H85V118ZM120 119H122V118H119L118 120H120ZM147 119V120H148ZM159 119V122H162L161 120ZM173 119V120H174ZM177 119V121H175V123L176 122H179L178 124H180L178 127L179 128H181L180 126H181V124H182V122L180 123V120H178ZM223 119V120H222ZM226 119V118H225ZM20 120V119H19ZM123 120V119H122ZM130 120V119H129ZM142 120V119H141ZM227 120V119H226ZM225 120V121H226ZM230 120V121H231ZM234 120V119H233ZM235 120H236V118H235ZM1 121V120H0ZM32 121H35V120H32ZM50 122H53L54 120H49ZM108 121V120H107ZM115 121H116V119H115ZM131 121H132V119H131ZM165 121H167V119L165 120ZM168 121V122H169ZM173 121V122H174ZM238 121V120H237ZM236 121V122H237ZM242 122H243V120H241ZM259 121V120H258ZM48 122V121H47ZM101 122V121H100ZM113 122V121H112ZM119 122V121H118ZM121 122V121H120ZM124 122H125V119H124ZM129 122V121H128ZM135 122H136V120H135ZM134 122V123H135ZM147 121H145L144 122V120H143V122L142 123H144L147 127H148V125H147V123H146ZM158 122V123H159ZM162 122V123H163ZM239 122V121H238ZM54 123V122H53ZM62 123V124H61ZM68 123V122H67ZM81 123V122H80ZM84 123V122H83ZM104 124H107V123H105V121L103 122ZM111 123V122H110ZM114 123V122H113ZM112 123V124H113ZM138 123V122H137ZM140 123V122H139ZM138 123V124H139ZM150 123H151V121H150ZM153 123H155L154 121H153ZM190 123V122H189ZM186 124V125H188L189 127L190 126H193V125H190V124ZM228 123H229V121H228ZM240 123V122H239ZM238 123V126H239V129H242V127L240 128V125H241V123L239 124ZM55 124H57V123H55ZM108 124H109V121H108ZM107 124V125H108ZM115 124H116V122H115ZM133 124V123H132ZM136 125V124H134V126H135V130H137V128H136V126L137 127H140L141 128V126L140 125ZM144 124H143V126H144ZM156 124V123H155ZM171 124H173L174 125V127H176L175 126V124L174 123H171L170 122V125ZM184 124V123H183ZM183 124H182V126H183ZM227 124V121H226V123H225V125ZM3 125V124H2ZM66 124L64 123V126H65ZM77 125H78V120H77ZM81 125V124H80ZM82 125H87V123H85V124H82ZM90 123H89V127H90ZM109 125H111V124H109ZM114 125V124H113ZM121 125V124H120ZM119 125V123H118V125L116 126V127H119L120 126ZM125 125V124H124ZM123 125V126H124ZM127 125H129L132 129H134L130 124H127ZM127 125H125V126H127ZM154 125V124H153ZM160 125H163V129H164V127L166 126L167 128H169L168 127V125H169V123L168 124H166V123H164V124H161L160 123ZM173 125H171V126H173ZM186 125H184V127L181 129V130H183L184 131V128H187L186 127ZM198 125V124H197ZM196 125V126H197ZM234 125V124H233ZM31 126H33V123H32V125ZM94 126H96V125H92V128H91V130L92 129H94V128H97V127H94ZM128 126V127H129ZM145 126V127H146ZM157 126V125H156ZM195 126V125H194ZM193 126V127H194ZM227 126V125H226ZM229 126L231 127L232 126V122H231V124H229ZM229 126H227V128L229 127ZM3 127V126H2ZM49 127V126H48ZM47 127V128H48ZM53 127V126H52ZM76 125L74 126V129H76V128H78V127H76ZM85 127V126H84ZM88 127V126H87ZM103 127V130L104 131H106V129H105V125L103 126V124H102V126L100 125V128H102ZM112 127V126H111ZM120 127H122V126H120ZM145 127H143V128H145ZM158 128V131H159V129L161 130L162 128H161V126L159 127V126H157ZM166 127H165V129H166ZM199 128H201V125H199L198 126ZM217 127H221V128H217ZM61 128V127H60ZM60 128H56L57 130L56 131H61V130H63V129H60ZM80 128V127H79ZM114 128H115V126H114ZM114 128H111V130H112V132L114 131ZM130 128V129H131ZM142 128V129H143ZM151 128V127H150ZM152 128H153V126H152ZM151 128V130H153ZM173 128V127H172ZM179 128H176V129H179ZM217 129V130H219L218 131V133L216 134L217 136L215 137L214 135H215V132H216V130H214V129ZM237 127H234L233 129H236ZM245 128V127H244ZM26 129H27V127H26ZM58 129H60V130H58ZM73 129V128H72ZM84 129L85 128H83V130H81V132H85L84 131ZM119 129V128H118ZM122 129H123V127H122ZM126 129H128V128H126ZM130 129H128V130H130ZM146 129H148L149 131H150V129L149 128H146ZM162 129V130H163ZM170 129V128H169ZM174 129V128H173ZM176 129H174V130H176ZM189 129V128H188ZM188 129H185V130H188ZM197 129L198 128H196V129H194V130H196V132H198V134H201L200 133V130L199 131H197ZM225 129V130H224ZM233 129H231L230 128V130L232 131ZM10 130V129H9ZM44 130H46V129H44ZM48 130H50V129H48ZM54 130V127H53V129L51 128V131L52 132H54L53 131ZM91 130L90 129H88V132L89 133H91ZM94 130H96V129H94ZM101 130V129H100ZM100 130H97V131H100ZM141 130V129H140ZM147 130V131H148ZM154 130H156V128L154 129ZM153 130V131H154ZM180 130V131H181ZM204 129H203V131H204V134H205V131ZM238 130V129H237ZM237 130H234V131H236V132H238ZM0 131H5V132H7L6 131V129L5 128H3V129H1L0 128ZM12 131V130H11ZM51 131H49V132H51ZM69 131H72V130H69ZM93 131V130H92ZM118 131V133L120 132V129L119 130H117ZM142 131H144V129L143 130H141L140 132H142ZM153 131H152V133H153ZM163 131H165V133L166 134H164V132ZM163 131H159V133L161 134V136L163 135L164 137H165V135H166V137L168 138V137H170V136H172V135H174V133L171 135H169V136H167L169 133H172V132H170V130H168V129H166V130H163ZM169 131V132H168ZM179 131V132H180ZM213 131H215V132H213ZM228 131V130H227ZM241 131V130H240ZM9 132V131H8ZM36 132V131H35ZM34 132V133H35ZM38 132H39V130H38ZM42 132H43V129H42ZM77 132V131H76ZM79 132V131H78ZM80 132V133H81ZM87 132V131H86ZM87 132V133H88ZM111 132V131H110ZM111 132V133H112ZM124 132H126V130L124 129ZM133 132V131H132ZM138 132L139 131H137L136 133L138 134ZM139 132V133H140ZM155 132V131H154ZM156 132H157V130H156ZM178 132V131H177ZM178 132V133H179ZM185 132V131H184ZM196 132H194V134L196 133ZM213 132V133H212ZM230 132V131H229ZM233 132V131H232ZM231 132V133H232ZM9 133H14L13 131L12 132H9ZM45 133V131L43 132V134ZM47 133V132H46ZM59 132H57V134H58ZM72 133H73V131H72ZM72 133H70V135L69 136H72V135H74V134H72ZM79 133V134H80ZM83 133H81V135H83ZM88 133V134H89ZM93 134L95 133V131H93L92 132ZM91 133V134H92ZM103 133V132H102ZM101 133V134H102ZM108 133V132H107ZM106 133V134H107ZM122 133V132H121ZM120 133V134H121ZM131 132H128V134H130ZM151 133V134H152ZM158 133V132H157ZM158 133V134H159ZM168 133V134H167ZM183 133V132H182ZM207 133V132H206ZM235 133V132H234ZM1 134L3 135V133L1 132ZM20 134V133H19ZM38 134V133H37ZM54 134L55 133H53V135H52V137L54 136ZM65 134H67V133H65ZM92 134V135H93ZM98 134V133H97ZM96 133H95V135H97ZM100 134V135H101ZM104 134V133H103ZM108 134H110V133H108ZM114 134L116 135V133L114 132ZM131 134H133V133H131ZM141 134V133H140ZM143 134V133H142ZM141 134V135H142ZM148 134V133H147ZM146 134V130H145V135H147ZM153 134H155V133H153ZM153 134L151 135V136H153ZM158 134H156L157 135V137H158ZM177 133L175 132V135H176ZM187 134V133H186ZM229 134V133H228ZM227 134V135H228ZM233 134V133H232ZM13 135V134H12ZM16 135H17V133H16ZM27 135V134H26ZM56 135V134H55ZM59 135V134H58ZM85 135V134H84ZM94 135V136H95ZM99 135V134H98ZM121 135H123V134H121ZM134 135H136L135 134V131H134ZM133 135V137L134 138H136L137 140L138 139H140V138H142L143 139V137H144V139H145V136H141V137H139V136H137V137H135ZM139 135V134H138ZM144 135V134H143ZM190 135V132H189V134H187V136H189ZM210 135V134H209ZM208 135V136H209ZM235 135V134H234ZM24 136H25V134H24ZM28 136V135H27ZM40 136H42V134L40 135ZM44 136V135H43ZM42 136V137H43ZM45 136H46V134H45ZM57 136V135H56ZM77 135H74V136H72V137H74V138H72V137H70V138H72V140H75L77 143V145L75 146V144L72 146V147H69L68 148V150H67V152H69L68 154H70V158H72V153H73V155H74V153H77V154H79V155H82V157H83V159L82 160H84V164H85V166L87 165V166H89V168H91L92 166L94 167V166H96L97 165V163L98 162H96L94 159L98 156L99 157V155L101 154V153H99L100 152V150H97L98 151V153H99V155H95V153L93 154L92 152H93V150H91L90 152L93 154V155H95V158H94V156H92V154L90 155V153H88L89 151H87L88 149H84V146H86V145H88L89 146V143L91 144L96 138L93 136L92 138H95V139H93V141L91 140L92 138H90V137H87L88 135H86V136H78L77 138ZM110 136H112V135H110ZM110 136H109V138H110ZM117 136V135H116ZM125 136V135H124ZM127 136V135H126ZM151 136H149V138H147V139H145V140H147V141H149V143L151 144L153 141H152V138H151V140H150V137ZM160 136V135H159ZM160 136V137H161ZM162 136V137H163ZM183 136H185L186 137V135H185V133H183ZM183 136L180 138L181 140H184V139H182L183 138ZM193 136V135H192ZM196 136H198V135H196ZM200 136H202V135H200ZM229 137H230V134L228 135ZM22 137V136H21ZM37 136H35L34 138H36ZM52 137L48 134V138H51L50 139V141L52 142V140L54 139H52ZM55 137V136H54ZM58 138H59V136H57ZM57 137H55L56 139V141H58L57 140ZM61 137H62V139H63V141H60L61 140ZM105 137V136H104ZM104 137L102 138V139H104ZM139 137V138H138ZM157 137H155L156 139L155 140H157ZM159 138L158 137V140H160V141H162L163 139H165V138ZM176 137H180V135L178 136H176ZM195 137V136H194ZM194 137L193 138H191L192 140L194 139ZM206 137V136H205ZM18 138V137H17ZM27 138V140L29 139L28 137H26ZM33 138V139H34ZM46 137H44L43 139H45ZM64 138L66 139V137L64 136ZM63 138V136H60V142L58 141V143H59V145L61 144V146L63 145V143L65 142V141H67V140H65ZM107 140H109L108 139V136H106L105 137ZM177 138V139H178ZM186 138H188V137H186ZM189 138V141L191 142V139ZM210 138L211 137H208V140L211 142V140H210ZM231 138V137H230ZM233 138V137H232ZM20 139H22V138H20ZM30 139H32V138H30ZM29 139V140H30ZM38 137H37V141H38ZM42 139V138H41ZM101 139V140H102ZM113 139V138H112ZM121 139H123V138H121ZM130 139V138H129ZM132 139V138H131ZM130 139V140H131ZM162 139V140H161ZM177 139H176V142H179V141H177ZM179 139V140H180ZM195 139L197 140V138L195 137ZM199 139V138H198ZM200 139H203V136L202 137H200ZM200 139H199V142L201 143L202 142V140L200 141ZM26 140V139H25ZM26 140V141H27ZM28 140V142L30 143L31 142V140L29 141ZM99 140V139H98ZM101 140H99V141H101ZM133 140V139H132ZM135 140V139H134ZM168 140H170V138L168 139ZM173 140H174V138H173ZM180 140V141H181ZM24 142V138H23V141L21 142V144L23 143H26L27 144V142ZM50 141H49V143H50ZM92 141V142H91ZM96 141V140H95ZM99 141H97V142H99ZM103 141H105V140H103ZM113 141H114V139H113ZM118 141V140H117ZM119 141H120V138H119ZM127 141V140H126ZM126 141H122V142H126ZM129 141V140H128ZM139 141V140H138ZM144 141V140H143ZM151 141V142H150ZM184 141H186V143H187V139H185ZM188 141V142H189ZM198 141V140H197ZM196 141V142H197ZM206 141V140H205ZM17 142H18V139H17ZM33 142H35L36 143V139H34L33 140ZM43 142H45L46 143V147L47 146H53L54 148H55V146H54V144L55 143H57V142H55L54 140H53V145H47V143H48V141L46 142V141H43ZM68 142V141H67ZM97 142L95 143V142H93V143H95V144H97ZM115 142V141H114ZM122 142H120L121 144H122ZM140 142H142L141 140H140ZM159 141H157V144H158V147H157V149H156V152H158L157 150H159V145H163V144H167V143H161V144H159L158 143ZM182 142V141H181ZM181 142H179V145H178V143H177V145L175 144V140H174V142L172 141V139L169 141V146H165V147H170V146H172L173 144L172 143H174V145H175V147H173L172 146V149H173V151H169V149L171 148H166V149H168L167 151L171 154L172 152H174L175 150V148H177V150L176 151H181V150H179L180 148H182L183 149V147L180 145L181 144ZM19 143V142H18ZM41 142H39L38 141V144H40ZM44 143V144H45ZM69 144H72V143H70V141L68 142ZM101 143V142H100ZM133 143H134V141H133ZM132 142H131V145L133 144ZM137 143V142H136ZM154 143H156V141L154 142ZM193 142H191V144L190 145H193L192 144ZM198 143V142H197ZM1 144V143H0ZM5 143H3V144H1L2 146L4 145ZM20 144V145H21ZM22 144V145H23ZM25 144V145H26ZM38 144H37V146L36 145H34V143L32 144V145H34L35 146V152H34V154L35 153H37L38 152V150H39V152H40V149L42 150V153H40V156H41V154H42V156H41V158L42 159H44L45 158V160L46 161H43L44 162V165L46 166L47 164H45V163H48L50 160L49 159H51V161L54 159V156L52 155V151H54L53 150V148L51 149V147H50V152H52L51 153V157H49L48 156V150L49 149H47L46 150V148H45V146L44 147H42V148H40V149H38V147L41 145H39L38 146ZM65 144H67V143H65ZM64 144V145H65ZM94 144V145H95ZM102 144V143H101ZM101 144H100V146H101ZM106 144H108L107 143V141H106V143H105V145H104V149L105 148H108L109 147V145H110V143L107 145V147H106ZM112 144V143H111ZM121 144H120V147H121ZM138 144V143H137ZM149 144V145H150ZM172 144V145H171ZM184 144L185 143H183L182 142V145L184 146ZM188 143L184 146V150H186L185 148H187V150H188V148H191L190 147V145H189ZM8 145H10V144H8ZM15 145H17L16 144V142H15V144L14 145H10V147L12 146V147H14ZM42 145H43V143H42ZM56 145V147H60L59 145H57V144H55ZM63 145V146H64ZM81 145H83L82 147H81ZM93 145V144H92ZM98 145V144H97ZM96 145V146H97ZM103 145V144H102ZM123 145V144H122ZM126 145H127V143H126ZM130 145V144H129ZM154 145V144H153ZM153 145H151V146H153ZM187 145H189V146H187ZM197 145V144H196ZM1 146V147H2ZM19 146V145H18ZM33 146V147H34ZM65 146H67V145H65ZM70 146V145H69ZM91 146V145H90ZM99 146V145H98ZM97 146V147H98ZM99 146V147H100ZM128 146V145H127ZM127 146H125L124 145V147H127ZM157 146V145H156ZM163 146V147H164ZM177 146H179V147H177ZM200 145H198L197 147H199ZM201 146H203V143H201ZM200 146V147H201ZM212 146V145H211ZM213 146V147H214ZM5 147L6 146H4L3 147V149H5ZM8 148H9V146H7ZM12 147L10 148L11 150H13L12 149ZM21 147V146H20ZM19 147V148H20ZM41 147V146H40ZM87 147V146H86ZM85 147V148H86ZM94 147L95 146H91V148L90 147H88L89 149H94ZM96 147V148H97ZM113 148V145H110V148ZM116 147H118V146H116ZM155 147V146H154ZM162 147V148H163ZM165 147H164V149H165ZM195 145H194V148H197ZM18 148V149H19ZM22 148V147H21ZM21 148H20V150H21ZM27 148H29V145H28V147ZM45 148V149H44ZM49 148V147H48ZM63 148V147H62ZM179 148V149H178ZM209 148V147H208ZM222 148V147H221ZM220 148V149H221ZM30 149V148H29ZM32 149L31 150H29V151H32ZM43 149L44 150H46L47 151V153L45 152V151H43ZM56 149V148H55ZM58 149V148H57ZM64 149H65V152H66V147H64ZM99 149V148H98ZM100 149L102 150V146L100 147ZM122 149V148H121ZM125 149V148H124ZM128 149V148H127ZM127 149H125V150H127ZM155 149V148H154ZM161 149V148H160ZM172 149H170V150H172ZM5 150H7V148L5 149ZM10 150V151H11ZM23 150V149H22ZM27 150V149H26ZM52 150V151H51ZM96 150V149H95ZM94 150V151H95ZM108 150H110V149H108ZM114 150H115V147H114ZM120 149H118V151H119ZM149 150H152V149H149ZM148 150V151H149ZM198 151L200 150V148H198L197 149ZM196 150V151H197ZM208 150V149H207ZM222 150V149H221ZM220 150V151H221ZM9 151V152H10ZM16 151V150H15ZM17 151H19V150H17ZM87 151V152H86ZM97 151H96V153H97ZM104 151H107L106 149L104 150ZM116 151V150H115ZM114 151V152H115ZM121 151H123V149L122 150H120L119 151V153L118 152H116L117 153V155H119V160H120V163L118 162V158H116V163H115V166H116V164L118 165V163H119V169H118V167H117V169L120 171V168L121 169H126V171H130V170H127V169H132V168H135L136 169V165H138V164H140V166L142 165L143 166V169H144V167L145 166H147V165H145L147 162H149V164H148V166L147 167H152V169H153V167L154 166H151L150 165V163H153V162H151L152 160H150V158H149V160L148 161H142V157H144L143 155L145 154H141L142 155V157H141V155H140V157L142 158V159H139V160H141V161H138V163L136 162V160H138V159H136L135 160V163H136V165H135V167H133L132 165L133 164H135L134 162H133V160L131 159V157L129 158V156L127 157L125 154H123ZM147 151V150H146ZM153 151V150H152ZM167 151L166 150H164V152H166V154H161V155H165V157H167V159L169 158V155H167L168 153H167ZM175 151V152H176ZM14 152V151H13ZM22 152V151H21ZM28 152V151H27ZM27 152H24V153H26V154H28ZM39 152H38V154H39ZM49 152V153H50ZM101 152H103V151H101ZM109 152H111V150L109 151ZM155 152V153H156ZM175 152L173 153V154H171V156L170 157H173V158H169V160H171V159H174V156L177 158V160H178V157H179V155H178V153H177V155H178V157L176 156V154H175ZM182 152H183V150H182ZM180 153V154H182V155H184L183 153ZM187 153H185V151H184V153L185 154H192V152L191 151H186ZM189 152V153H188ZM191 152V153H190ZM199 152H201V151H199ZM199 152H196V155H198V154H200ZM216 152V151H215ZM223 152V151H222ZM225 152V151H224ZM232 152V153H231ZM244 152H243V154H244ZM247 152V153H248ZM6 153H8L7 151H6ZM11 153V152H10ZM20 152H18V154H19ZM29 153H31V152H29ZM32 153H33V151H32ZM31 153V154H32ZM87 153V154H86ZM116 153L114 154V156H116ZM128 153V152H127ZM150 153V155H154L152 152H149ZM149 153H147V154H149ZM159 153V152H158ZM162 153V152H161ZM209 153V152H208ZM207 153V154H208ZM209 153V154H210ZM214 153V152H213ZM217 153V152H216ZM216 153H214L215 155H217ZM246 153V152H245ZM3 155L5 154V152H4V150H3V153H2ZM17 154V155H18ZM31 154H29L30 156H31ZM38 154H36L37 155V157H36V155H32V157L33 158H30V160L31 159H33V160H31V161H35V159H37L39 156H38ZM85 154L87 155V156H89V157H84L85 156ZM89 154V155H88ZM111 154V153H110ZM175 154V155H174ZM193 154H195V153H193ZM207 154H206V156H207ZM214 154L212 155V157L214 156ZM224 154V153H223ZM238 155V157L240 158H236V159H234L233 158V156H231V155H229V156H231L232 158H230L229 156H227V157H229L232 161H230V160H227V161H229L230 162V165H229V162H228V165H229V168L230 167H233V168H230L231 169V171L232 172H230V171H228L227 173H225V174H227V177H228V179H226V181H224V178L226 177V175H224L223 176V174H224V172H226V171H223V170H225V169H220L221 171H222V175L220 174L221 172H219V174L221 175H218L219 177H223L221 180H223L222 182H218L217 180H218V178L216 177V179L214 180V183L215 184H212L211 185V190H209L210 191V193H212V191H215L216 189H214L215 187H213L214 185H217V182H218V184L220 183V185H217V186H219V188L221 189H219V188H217V190H216V193H217V195L218 196H220V193H218L217 191H223V192H221L222 194L224 193H226L227 194V197L229 196L230 198H228V199H224V201L222 200V195L219 197L220 199L219 200H221L220 202L217 200L218 199V197H216V194H215V192H214V198H215V200H217L218 202L217 203H215L214 204V202H216V201H212L213 200V198H212V200H210V199H206L207 200V203H208V201H210V204H214V205H212L213 207H212V209L210 210V212H208L207 211V213H204V215L202 216V217H199L198 215H196V216H198V217H196V216H193L196 212V214H198L199 213V211H201V213H202V211L204 210L202 207H206V206H204V204L202 205V207H201V205H199L198 203V208H200V210H198V208H197V210L195 211L194 210V207H193V210H194V212H193V215H192V217H190L189 216V212L188 213H186L185 211H186V209H187V211H188V209H189V207L187 208L186 206H185V204H184V206L186 207H183L180 203H178V204H180V205H178L177 204V202L174 200V199H177V198H179V197H181L180 195H181V193H177V194H180V195H177V198H176V196L174 197V191H172V193L174 194L173 195V200L174 201H171V200H169V201H171V202H176V206L178 205V206H180V207H183V209H185V211H178L177 210V212L178 213H180V215H182L184 212V214H185V216L187 215V217L189 216V218H192L193 219V221L197 224L196 226H199L198 224H201L202 225V228H204V229H202V231L204 232V238L203 239H207L208 237H210L211 235L210 234H216V236L214 237L213 235V237L211 238V241H209L210 239L208 238L207 240H206V242H205V244H200V245H195V246H191V247H188L187 246V243H185V242H183V241H181V239H179V237L177 236V235H173L174 233H176V229L175 230H173V231H171L172 232V235L171 234H168V233H163V230H165L164 228H159V229H162V232L160 231V233H158L157 234V232H155V233H153V231H155V230H152V231H150V227L153 225L151 222H150V225H149V223H148V220L146 219V221H147V225L149 226V230L147 229L148 227H147V225H146V223H143L142 222V220L144 219L145 220V217H147V215L148 214H150V213H148L147 215L146 214H144V215H141V217H143V218H138V216H137V218L138 219H136V220H141V222L143 223V225H141V222H139V221H137V224L138 225H136L135 223V219H133V217H136L135 215L133 216V215H131V216H133L131 219H132V222H130V224L131 223H133V224H135L136 226H138L139 227V225L142 227V226H144V225H146V228L145 229H147L146 231L143 229V230H141V232L140 231H137L136 229H138V228H134V225L132 224V225H130L129 223V226H132V228L134 229V230H136V231H134V230H128V228H127V224H126V229L127 230H122V227L120 226V227H118V228H114V225H116V224H113L112 226H110L109 225V227H106V225L103 227V225L104 224H102V222H99L100 224H102L101 225V227H99L98 225H100V224H98V225H94V226H98V227H89L90 225H88L87 226V224H84V222L86 221H83L82 222V219L81 218H83L82 216H84V218L83 219H88V218H91L92 219V217L94 218V216L95 215H93V213L90 215V216H92V217H85V215L86 216H89L88 214H90V212L87 214V213H85V212H88V211H86V209L82 212L81 211V217H79V216H77L78 215V213L80 212V210H83V209H80V210H77V211H79L78 213H73L74 214V217L75 218H78V219H76V224H75V221H74V224H75V226H70V223H68V227L70 226V229L69 230H65V231H67L66 233L64 232L63 234L61 233L60 234V236H58V237H50V238H47V237H49L50 235H48L47 233H46V235L45 236H47L46 238L43 236V237H41L40 239H38V240H36L35 239V241L32 243H30V242H25V246L24 245H20L21 247H19V248H21V251H18L19 250V248L17 249V253L18 252H20V254L19 255H16V259L12 262V264H146L145 263V261H144V259H146V257H148V255L149 254H151V253H153V252H155V255L156 254H160V256H159V259H160V257H161V255H162V259H163V256H165V259L166 258H168V263H167V261H165V259H164V262H166L167 264H264V213L262 212V211H264V181L263 182H261L262 181V179L264 180V172L262 171V173H261V175H262V178H257V177H260L259 175H257V173L256 174H254V178H253V173H255V172H253L252 174L250 173V169H249V171H246V173H245V170H243L244 171V173H242L243 174V176L244 175H246L247 173H248V175L247 176H245V178H243L242 177V179L244 180V179H246V180H249L248 181V186H249V183L250 184H253V181H252V179H255L256 178V180L259 182V180H260V182H261V184H260V186H259V183L257 182V181H255V187L253 186V188L255 189L256 187H257V185H258V187H257V189H256V191L252 188V186H251V188H248L247 187V189H251V190H247L246 189V186H245V188H243V190H244V193H245V195H247L246 193L248 192L249 193V196L247 195L246 197L248 198L247 200L248 201H245L244 199H246V197H245V195L243 194V196L241 195V193H239L238 192V190L237 189H239V191L240 190H242L241 188H242V186H243V184H242V186L240 187H235L234 185H236L237 184V186H238V183H239V181H241V183H243V182H245V183H247L246 181H243L240 177H241V171H237V170H239V169H236V168H239V166L240 167H242L243 165H244V167L243 168H245L246 170L248 169L247 167H245L246 166V163H248V161H250L249 159H246L247 157H248V154L247 155ZM16 155V156H17ZM20 155V154H19ZM18 155V156H19ZM23 155V154H22ZM76 155V154H75ZM129 155V154H128ZM135 155H137V154H135ZM135 155H133L134 156V158L133 159H135V158H138V156H136L135 157ZM139 155V154H138ZM149 155V156H150ZM159 156H160V154H158ZM172 155H174V156H172ZM221 155V154H220ZM11 156L12 157H16L15 155L13 156L12 154H11ZM10 155H9V157H7V165L9 164V162L11 161L10 160V158L12 159V157H11ZM30 156H28V157H30ZM34 156L36 157V158H34ZM66 156V155H65ZM69 156V155H68ZM67 156V159H69V157ZM159 156H157V157H159ZM191 156V158L193 157L192 155H190ZM189 156V157H190ZM208 156H210L211 157V154L210 155H208ZM219 156V155H218ZM224 156H225V154H224ZM247 156V157H246ZM1 158H0V161L3 163V162H5L4 161V159H5V157L4 156H0ZM21 157V156H20ZM25 157H27L26 155H25ZM44 157V158H43ZM56 157V156H55ZM62 157H64V155L62 156ZM73 157H76V156H73ZM77 157H78V155H77ZM77 157H76V159H77ZM80 157V156H79ZM153 157H155V156H153ZM211 157V158H212ZM220 158H221V156H219ZM223 157V156H222ZM246 157V158H245ZM2 158H4L3 160H2ZM18 158V157H17ZM47 158H49V159H47ZM66 157H64V159H65ZM110 158V157H109ZM147 158H148V156H147ZM162 158H163V161L165 160H167V159H164V157H160V158H158L159 159V163H158V159H156L157 160V162L156 163H158V164H160L161 162H163L162 161ZM176 158H175V160H176ZM184 158V161H185V158H186V160H187V158L188 157H184V156H182V159ZM194 158V157H193ZM199 158H201V157H199ZM214 158H216V157H213V159ZM228 158V159H229ZM10 161H9V160ZM22 158H19V159H16V158H14L13 159V161L12 162H10V166L13 168V170H14V167H16L15 169H20V175H18L17 173H15V174H17V176H18V179L20 180L21 178H19L22 174H24V175H22L23 176V178L21 179V180H23L24 178H26V177H24L25 176V173H27L28 175H29V173H30V170L33 172L34 170H35V172H33V173H30V176L28 177L29 179H31L32 178V176H33V174H35L36 172H37V169H38V171L39 172H37V173H39V174H41L42 173V171L43 170H45V172H46V170L48 169L49 171H51V168L49 169V168H46V169H44V167L42 168V170L40 169L41 167L40 166H43V165H40V164H38L37 165V163H36V161L35 162H33V163H31V161L29 162L27 159H26V161H25V165L24 166H26V164H28V167L29 168H26L27 170H28V172L27 171H25V173H23L24 171L23 170H21V169H23V168H19V166L18 165H14V164H18V163H16L17 161L16 160H21ZM24 159V158H23ZM40 158H38L37 160H39ZM42 159H40L39 161L40 162H38V163H43L41 160ZM61 159V158H60ZM58 157L56 158V162H58L57 160H60ZM63 158L61 159V160H64ZM67 159H65L66 161H67ZM75 159V160H76ZM97 159V158H96ZM144 159L146 160V157H144ZM15 160V161H14ZM49 160V161H48ZM82 160H80L81 161V163H82ZM99 160V159H98ZM112 160V161H111ZM111 160H108L109 162L111 161L113 164H114V162H115V160L113 161V159H112V157H111ZM215 160H217V159H215ZM214 160V162H216ZM222 160H223V158H222ZM9 161V162H8ZM24 161V160H23ZM62 161V163H61V161L59 162V163H61V165H57V164H59V163H57L56 164V162H55V164L57 165V167L59 168V170L61 171V173L63 174L64 173V175L65 176H67V172L65 173V171L67 170V169H69V168H71L72 169V171H73V168H77V169H79V168H82V167H84L83 169L86 171L85 173H87L88 171V168L87 169H85V166L83 165V163L81 164V163H79V165L78 164H76V163H74L73 164V162L72 161ZM78 161H79V159H78ZM79 161V162H80ZM200 161V160H199ZM213 161V160H212ZM227 161H225V158H224V162H226L227 163ZM255 161V162H254ZM14 162V163H13ZM53 162V161H52ZM109 162H108V164H107V161H106V163L104 162V163H102L101 165H103V164H105L104 165V168H107L106 167V164L108 165V167L110 166L111 167V165L110 164H112L111 162H110V164H109ZM140 162V163H139ZM188 162V161H187ZM201 162V161H200ZM259 162L261 163V164H259ZM22 163V162H21ZM30 163H31V166L32 167H34V168H31L30 169ZM51 163V162H50ZM184 163V162H183ZM210 163H212V162H210ZM5 164H6V162H5ZM14 165V167H13V165ZM157 164V165H158ZM180 164V163H179ZM56 165L54 166L53 165V163L51 164V166L50 167H56ZM81 165H83V166H81ZM145 165V166H144ZM156 165V166H157ZM180 165H182L183 166V164H180ZM261 166V169H260V166ZM38 166V167H37ZM78 166V167H77ZM81 166V167H80ZM112 166H114V165H112ZM139 165H138V168L140 167ZM141 166V167H142ZM160 166H161V164H160ZM214 166H215V164H214ZM7 167V166H6ZM9 167V166H8ZM8 167H7V169H8ZM36 167V168H35ZM40 167V168H39ZM46 167H49V163H48V166H46ZM92 167V168H93ZM100 167H102V166H100ZM110 167L108 168V170L110 171ZM130 167V168H129ZM141 167H140V169H141ZM146 167V169H151V168H147ZM203 167H204V165H203ZM215 167H217V166H215ZM228 167V166H227ZM10 168V167H9ZM137 168V169H138ZM155 168H159V165L157 166V167H155ZM214 168V167H213ZM224 168H226V167H224ZM228 168V169H229ZM25 169V170H26ZM30 169V170H29ZM53 169V168H52ZM83 169H80L79 171L77 170H75L74 169V172H73V174L72 173H70V172H72V171H70V169L68 170V173H70V174H68V175H72V176H76V177H78V178H81V179H75V176L72 178V176H67L66 178H65V180L64 181H66V179H67V181H69V179H75L76 180V183H77V181L79 180V183L80 182H83V180L84 179H86V178H88V180H84L85 182H83V183H80V184H84L83 186L81 185L80 186V189H82V187H84V188H87L88 187V184H90V182H93V180H94V182H95V180L97 181L98 180V182L100 181L99 179H100V177H101V175L96 171L95 172V170L94 169H92V170H94L92 173H93V175L91 176V177H95V178H97L96 176H97V173L100 175V177H98V179H93V178H91V181H89V177H87V175H90L89 173L88 174H84V173H82L83 171ZM103 168H101V170H102ZM113 169L115 170V167L114 168H112V173H113ZM115 170V172H117L118 170ZM134 169V170H135ZM137 169H136V171H137ZM176 169V168H175ZM217 169V168H216ZM236 169V170H235ZM241 169V168H240ZM254 169V170H253ZM264 169V168H263ZM53 170H56V168L55 169H53ZM91 169H89V171H90ZM107 170V171H108ZM161 170V169H160ZM215 170V169H214ZM253 170V171H252ZM15 171V170H14ZM14 171H12V174L13 175H15L14 174ZM17 171V170H16ZM70 171V172H69ZM82 171V172H81ZM104 171H106V169L104 170ZM103 171V172H104ZM106 171V172H107ZM124 170H122V171H120L121 173H123V174H121V173H119L118 172V174H121V176H123L124 174H126V173H124L123 172ZM138 171L140 172L141 170H139L138 169ZM242 171V172H243ZM21 172H22V174H21ZM44 172V173H45ZM80 173V177H79V174L77 175L76 173ZM114 172V173H115ZM139 172H137V173H139ZM195 172V171H194ZM230 172V173H229ZM36 173V174H37ZM50 173L52 174V175H54V176H52L51 175V178H50ZM75 173V174H74ZM95 173H96V175H95ZM111 172H107V173H105L104 172V176H102V177H105L104 179L106 180V178H107V180L108 179H110V178H112L113 176L112 175H109V177H108V175L107 174H110ZM111 173V174H112ZM113 173V174H114ZM130 173V175L132 174L131 172H129ZM136 173V174H137ZM141 173H142V171H141ZM167 173V172H166ZM196 173V172H195ZM194 173V176L196 175ZM9 174H11V172L9 173ZM11 174V175H12ZM35 174V175H36ZM45 174H47V175H44V174H42V175H44V179L46 178V180L48 181V179H47V177H45V176H48L49 175V179H52V178H55L56 180H58L56 177H57V175H56V173H52V171L51 172H46ZM61 174V175H62ZM82 174H84L85 175V177H84V175H83V177L81 176ZM107 176H106V175ZM116 174V173H115ZM135 174V173H134ZM135 174V175H136ZM140 174V173H139ZM12 175V176H13ZM32 175V176H31ZM64 175H62V176H64ZM2 176H3V174H2ZM17 176H15V178L17 179ZM27 176V175H26ZM37 176V175H36ZM64 176V177H65ZM125 176V175H124ZM129 176V175H128ZM193 175H192V178L194 177ZM251 176H252V179H251ZM255 176H257V177H255ZM35 177V176H34ZM38 177H40V176H38ZM64 177H63V179H64ZM101 177V179L103 180H101V183H103V185H101V183H100V185L101 186H103L104 187V189H105V186H106V184H105V186H104V179ZM114 177H115V175H114ZM118 177H120V176H118ZM126 177V176H125ZM124 177V178H125ZM130 177V176H129ZM129 177H127L128 179H129ZM132 177H133V175H132ZM131 177V178H132ZM134 177H136V180H137V176H134ZM138 177H139V175H138ZM169 177H171V176H169ZM226 177V178H227ZM232 178L233 180H231L230 178ZM10 178H11V176H10ZM14 178V177H13ZM13 178H12V180H13ZM28 178H26L27 179V181H29V183H30V181L33 183L34 182V184H36L35 183V180H37V179H34V180H29ZM42 178V180H44L43 179V177H41ZM40 178V179H41ZM140 178H142V177H140ZM140 178H138V179H140ZM144 178V177H143ZM142 178V179H143ZM197 178V177H196ZM195 177H194V179H196ZM241 179V180H238V179ZM7 179V181H8V178H6ZM83 179V180H82ZM93 179V180H92ZM113 179V178H112ZM122 179V178H121ZM141 179V180H142ZM146 178H144V180H145ZM19 180L17 181V182H19ZM25 180V179H24ZM55 180V181H56ZM75 180H73V181H75ZM106 180V181H107ZM111 180V179H110ZM110 180H109V182H110ZM115 180H116V177H115ZM119 179L117 178V180L116 181H118ZM131 180V179H130ZM129 180V181H130ZM193 180V179H192ZM191 180V181H192ZM234 180H237V183L235 184L233 181ZM7 181H6V183H7ZM26 181V180H25ZM47 181H45L46 183H47ZM72 180H70V182H73ZM128 181V180H127ZM128 181V182H129ZM139 181V180H138ZM136 182V181H134V183H140V181L139 182ZM146 181V180H145ZM194 181H196L197 182V179L196 180H194ZM194 181H192V183H194ZM212 181V180H211ZM219 181H220V178H219ZM243 181V182H242ZM252 181V182H251ZM16 182V185H17V187L19 186L18 185V183ZM22 181H20L19 183H21ZM48 182H51V181H48ZM89 182V183H88ZM97 182V183H98ZM113 182V181H112ZM122 182V181H121ZM124 182V181H123ZM123 182H122V184H123ZM131 182H133V181H131ZM155 182V181H154ZM55 183V182H54ZM57 183H58V181H57ZM85 183H86V186L87 187H85ZM88 183V184H87ZM96 183V182H95ZM107 184H108V181L106 182ZM256 183H257V185H256ZM12 184H13V182H12ZM23 184V183H22ZM22 184H20L21 186H22ZM27 185H28V183H26ZM25 184V185H26ZM70 184H72V183H70ZM116 184H120V183H116ZM115 184V181H114V185H116ZM128 184V183H127ZM184 184V183H183ZM186 184V183H185ZM240 184V183H239ZM5 185V186H4ZM3 186H4V189L7 187H9V186H6L7 184H4ZM24 185V184H23ZM25 185L23 186V187H25ZM33 185V184H32ZM59 185H61V184H58V189H60L59 188ZM99 185V183L98 184H95V186H97V187H99L98 186ZM128 185H131V184H128ZM135 185H137V184H135ZM167 185V184H166ZM179 185H181V183H179ZM187 185V184H186ZM241 185V184H240ZM43 186V185H42ZM56 186H57V184H56ZM100 186V187H101ZM131 186H133V185H131ZM14 187H16L15 186V184H14ZM14 187H12L10 190H11V192H13L12 191V189L13 190H15L14 189ZM16 187V188H17ZM49 186H47V188H48ZM60 187H62V186H60ZM63 187H65V184H64V186ZM79 187V186H78ZM78 187H76L77 188V193L75 194V192L74 191H72V192H74V194L77 196V194L79 193V194H82V193H80V192H78L79 190H78ZM106 187H111L110 186V184H108ZM119 187V186H118ZM167 187H169V186H167ZM174 187H175V185H174ZM203 187H204V185H203ZM235 187V188H234ZM260 187V188H259ZM7 188H6V191H7ZM43 188H45V186L43 187ZM52 188V187H51ZM56 188V190H57V187H55ZM66 188V187H65ZM68 188V187H67ZM74 189H76L75 187H73ZM114 188H115V186H114ZM117 188V187H116ZM115 188V189H116ZM123 188V187H122ZM176 188V187H175ZM179 188V187H178ZM181 188H183L182 186H181ZM184 188H185V186H184ZM184 188H183V190H184ZM212 188L214 189V190H212ZM237 188V189H236ZM3 189V190H4ZM18 189V190H17ZM16 190H17V192L19 193V188H17ZM23 189V188H22ZM40 189V188H39ZM73 189V190H74ZM110 189H112V188H110ZM120 189V188H119ZM219 189V190H218ZM232 189V190H231ZM9 190V191H10ZM15 190V191H16ZM23 190H25V189H23ZM23 190H22V192H23ZM38 190V189H37ZM62 190V189H61ZM68 190V189H67ZM86 190V189H85ZM106 190V189H105ZM195 190V189H194ZM206 190V192H207V190L208 189H205ZM231 191V193L232 192H234V193H232V195H231V193H229L228 191ZM253 190V191H252ZM14 191V192H15ZM27 191V190H26ZM43 191V190H42ZM51 191H52V189H51ZM51 191H49V193H52ZM60 191V190H59ZM58 191V192H59ZM63 191H64V188H63ZM83 191H84V189H83ZM87 191H88V189H87ZM87 191H85V192H87ZM107 191H108V189H107ZM111 191V190H110ZM114 191V190H113ZM235 191H236V193H235ZM252 191V192H251ZM25 192V191H24ZM31 192V191H30ZM30 192H28L29 194H31V195H34V192H35V190L32 192V193H30ZM62 192V191H61ZM66 192V191H65ZM69 192H70V190H69ZM84 192V193H85ZM92 192V191H91ZM118 192V191H117ZM191 192V191H190ZM241 192V191H240ZM261 192H262V195H261ZM18 193H16L15 192V194H18ZM26 194H28L27 192H25ZM36 193H38V191L36 192ZM35 193V194H36ZM43 193H45V192H43ZM46 193H48V192H46ZM46 193L45 194H43L42 196H44L45 197V195H46ZM55 193V192H54ZM83 193V194H84ZM109 193H111V192H109ZM116 193V192H115ZM153 193V192H152ZM192 193V192H191ZM205 193V192H204ZM203 193V194H204ZM229 193V194H228ZM243 193V192H242ZM251 193V194H250ZM25 194V195H26ZM55 194H57V193H55ZM60 194V193H59ZM67 194V193H66ZM69 194V193H68ZM67 194V195H68ZM92 194V193H91ZM113 194H114V192H113ZM123 194V193H122ZM213 194V193H212ZM238 194V195H237ZM22 195H24V194H22ZM31 195H29L30 197H28V195H26V196H24V197H28V199L27 200H25L24 199V197H22L24 200H25V202L26 201H28L30 198H31ZM50 195V194H49ZM62 195H63V192H62ZM67 195H65V196H67ZM86 195V194H85ZM124 195V194H123ZM123 195H122V197L121 198H124L123 197ZM171 195V194H170ZM191 195V194H190ZM241 195V196H240ZM36 196H38V194L36 195ZM48 196V194L46 195V197ZM61 196V194L60 195H58V197H60ZM72 196H73V194H72ZM81 196V195H80ZM83 196V195H82ZM100 196V195H99ZM108 196V195H107ZM112 196V195H111ZM179 196V197H178ZM187 196V195H186ZM210 196H211V194H210ZM33 197V196H32ZM40 197V196H39ZM43 197V198H44ZM50 197V196H49ZM55 197H57V196H55ZM58 197H57V199H58ZM117 197V196H116ZM139 197H140V195H139ZM171 197H172V195H171ZM170 197V198H171ZM184 197V196H183ZM182 197V198H183ZM188 198L190 197V196H187ZM197 197V196H196ZM206 197V196H205ZM212 197V196H211ZM224 197H225V195H224ZM226 197V198H227ZM244 197V198H243ZM21 198V197H20ZM34 198H35V195H34ZM34 198H33V200H34ZM36 198H38V197H36ZM35 198V199H36ZM50 198H52V197H50ZM67 198V197H66ZM164 198V197H163ZM202 198V197H201ZM32 199V198H31ZM48 199V198H47ZM113 199H115V198H113ZM118 199V198H117ZM120 199V198H119ZM169 199V198H168ZM186 199V198H185ZM204 199V198H203ZM250 199V200H249ZM19 200V199H18ZM33 200H29V201H31V202H33ZM37 200H40V198H38ZM60 200H61V198H60ZM60 200H58V201H60ZM178 200V199H177ZM189 200V199H188ZM202 200V199H201ZM200 200V201H201ZM20 201H22V200H20ZM35 201V200H34ZM55 201V200H54ZM54 201H52V202H54ZM164 201V200H163ZM184 201V200H183ZM189 201H191V199L189 200ZM194 201H195V199H194ZM193 201V202H194ZM30 202V204H33V205H35L34 203H31ZM38 202V201H37ZM36 202V203H37ZM65 202H67V201H65ZM117 202V201H116ZM170 202V203H171ZM182 202V201H181ZM202 202V201H201ZM200 202V203H201ZM203 202H204V200H203ZM212 202V203H211ZM23 203V202H22ZM61 203V202H60ZM75 203V202H74ZM77 203V202H76ZM118 203V202H117ZM163 203H165V202H163ZM174 203H173V207L175 206L174 205ZM185 203H186V201H185ZM26 204V203H25ZM30 204H28V205H30ZM57 204V203H56ZM56 204H53V205H55L56 206ZM66 204V203H65ZM65 204H64V200H63V204L62 205H59V203L57 204V205H59L60 207L61 206H63V207H65ZM69 202H67V206H68V209H69V206L70 205H72V203H70L69 205ZM100 204H102V203H100ZM113 204V203H112ZM172 204V203H171ZM194 204V206H195V203H192V205ZM14 205H15V203H14ZM21 205V204H20ZM19 204L17 205L16 204V206H17V208L20 210V208H21V206H22V209L20 210V211H25V210H23V209H25V208H23V205H21L20 206ZM116 205V204H115ZM119 205V204H118ZM167 205L169 206V207H171L172 205H170L169 203H167ZM192 205H191V208H192ZM206 205H208V204H206ZM16 206H15V208H16ZM19 206V207H18ZM27 206V205H26ZM177 206V207H178ZM39 207V206H38ZM117 207V206H116ZM17 208L16 209H14V210H17ZM33 208H35V211H33L34 209H32V208H30L31 210H32V212L33 213H31L30 211L31 210H29V212H30V215L31 214H34V215H36L35 214V212H36V207L34 206ZM107 208V207H106ZM105 207L103 208V209H106ZM165 208L167 209L168 207H166L165 206ZM175 208V207H174ZM174 208H169V209H172L173 211H174ZM191 208H190V210H191ZM28 209H29V207L27 208L26 207V211H28ZM39 209V208H38ZM61 209V208H60ZM72 209H75V207L74 208H72ZM72 209H70V210H72ZM98 209H101V207L99 206V208ZM176 209H179V207L178 208H176ZM181 209V208H180ZM196 209V208H195ZM203 209V210H202ZM45 210V209H44ZM94 210V209H93ZM106 210H108V208L106 209ZM171 210V211H172ZM192 210V211H193ZM207 210V209H206ZM51 211V210H50ZM61 211H62V209H61ZM66 211V210H65ZM74 211H76V210H74ZM73 211V212H74ZM91 211V210H90ZM111 212V210H108V213H110ZM162 210H160V212H161ZM163 211H165V210H163ZM162 211V212H163ZM192 211H191V213H192ZM19 211L17 210L16 211V213H18ZM29 212H25V214H27V213H29ZM52 212V211H51ZM63 212V211H62ZM116 212V211H115ZM132 212V211H131ZM162 212H161V214H162ZM166 212H167V210H166ZM68 213V212H67ZM82 213H83V215H82ZM101 213V212H100ZM99 213V214H100ZM103 213V212H102ZM108 213H106V214H108ZM123 213V212H122ZM147 213V212H146ZM153 213V212H152ZM151 213V214H152ZM21 214V212L20 213H18V215H20ZM39 214V213H38ZM44 213H43V211H42V215H43ZM50 213H45V215H49ZM53 214H55V213H52L51 215H53ZM64 214H66V212L64 213ZM76 214V215H75ZM80 214V213H79ZM94 214H96V213H94ZM105 214V215H106ZM112 214H114V213H112ZM130 214V213H129ZM133 214V213H132ZM151 214H150V216H151ZM160 214V213H159ZM168 214H171L170 216H172V215H175L176 213L174 212L173 214L172 213H168ZM30 215H24V212H23V215H22V217H19L20 219H21V221L22 220H24L25 221V223L27 222V220L28 219H26L27 217L30 219L31 217H32V220L33 219H37V218H35L33 215H31V217H29ZM67 215V214H66ZM163 215H165V214H163ZM199 215H201V214H199ZM26 218H25V217ZM68 216V215H67ZM98 216L99 215H96V218H98ZM108 216V215H107ZM130 216V215H129ZM128 216V217H129ZM130 216V217H131ZM149 216V215H148ZM158 216H160V215H158ZM157 216V217H158ZM175 216H177V217H179L178 215H175ZM184 216V218L183 219H186L187 217H185ZM25 219H24V218ZM34 217V218H33ZM46 217V216H45ZM47 217H49V219L52 217H50V216H47ZM60 217H62V215L60 216ZM111 217V216H110ZM110 217H105L106 218V220L107 219H110ZM113 217V216H112ZM129 217V218H130ZM160 217H162V218H164V216H160ZM59 218V217H58ZM96 218H95V220H96ZM100 218V220L99 219H97V220H99V221H102L103 220V218H101V217H99ZM129 218H127V220L125 219V221H128L129 220ZM148 218V217H147ZM152 218V216L150 217V219ZM153 218H155L157 221V225H158V221H160V220H158V218H156V217H154L153 216ZM186 219V220H188V221H191L192 219ZM74 219V218H73ZM131 219L129 220V221H131ZM149 219V220H150ZM179 219H181V221H178ZM179 219L177 218V221H178V230L180 231V225H182V224H179L180 222L181 223H184V222H182V221H184L181 217H179ZM31 220V219H30ZM28 221L29 223H31V222H33L34 223V221ZM77 220H79L78 222H77ZM89 220V219H88ZM93 221H94V219H92ZM91 220V221H92ZM106 220L104 219L103 221H104V223H106ZM111 220V219H110ZM143 220V221H144ZM153 220V221H152ZM152 220H150V221H152V222H154V219H152ZM23 221V222H24ZM36 221L37 220H35V223H36ZM90 221V220H89ZM108 221V220H107ZM123 222V223H126V222ZM128 221V222H129ZM135 223H134V222ZM162 221V220H161ZM188 221H186L185 222V224L188 222ZM193 221H192V223H193ZM67 222H69V221H67ZM66 222V223H67ZM72 222H73V220H72ZM94 222H96L97 223V221H94ZM110 222H112V223H115L113 220L112 221H110ZM109 222V223H110ZM145 222V221H144ZM34 223V224H35ZM42 223V222H41ZM55 223V222H54ZM85 223H87V222H85ZM96 223H94V224H96ZM112 223H110V224H112ZM189 223V222H188ZM188 223L186 224L187 226L186 227H188ZM32 224V223H31ZM89 224H91L90 222H89ZM106 224H108V223H106ZM120 224V223H119ZM160 224V223H159ZM184 224V225H185ZM23 225V224H22ZM26 225H30V224H28V223H26ZM36 225H37V223L34 225V227H33V230H34V228H36ZM124 225V224H123ZM166 225V224H165ZM177 225V224H176ZM184 225L183 226H181V227H184ZM24 226V225H23ZM32 226V225H31ZM30 226V227H31ZM108 226V225H107ZM159 226H162V223L159 225ZM169 226V225H168ZM171 226H174V225H170L169 227L171 228ZM189 226H190V223H189ZM27 226H25V228H26ZM65 227H67V224H66V226ZM68 227H67V229H68ZM117 227V226H116ZM124 227V226H123ZM158 227V226H157ZM156 227V228H157ZM193 227H195V225H194V223H193V226H190L189 227V229L190 230H193L192 228ZM200 227L201 226H199L198 228L200 229ZM121 228V229H120ZM125 228V227H124ZM154 228V226H152V229ZM168 228V227H167ZM170 228H168L169 230H167V231H170ZM175 228V227H174ZM173 228V229H174ZM176 228H177V226H176ZM38 229V228H37ZM55 229V228H54ZM66 229V228H65ZM130 229V228H129ZM182 229V228H181ZM200 229V230H201ZM59 230V229H58ZM139 230V229H138ZM172 230V229H171ZM177 230V231H178ZM198 230V229H197ZM196 230V231H197ZM57 231V230H56ZM142 231H144V232H142ZM157 231V230H156ZM159 231V230H158ZM178 231V232H179ZM43 232V231H42ZM42 232H41V234H42ZM181 232V231H180ZM193 232H195V231H193ZM51 233V232H50ZM197 233V232H196ZM33 234V233H32ZM181 233H179L178 235H180ZM192 234V233H191ZM195 235H197L198 236V234H195ZM30 236H31V234H30ZM33 236V235H32ZM53 236V235H52ZM200 237H202L201 235H199ZM198 236V237H199ZM21 237V236H20ZM24 238V237H23ZM23 238H22V240H23ZM33 238V237H32ZM34 239V238H33ZM24 240H26L25 238H24ZM187 240V239H186ZM204 242V241H203ZM1 243V242H0ZM5 243V242H4ZM23 243V242H22ZM28 243V244H27ZM196 243V242H195ZM3 243H1L0 245H2ZM6 244V243H5ZM24 244V243H23ZM197 244V243H196ZM5 246H1V248H4ZM156 251H159L158 253L156 252ZM158 254V255H159ZM150 256V255H149ZM155 258H156V256H154ZM153 261L155 262V259H153ZM157 261V260H156ZM160 261H161V259H160ZM162 262V261H161ZM157 263V262H156ZM163 263V262H162ZM162 263H160V264H162ZM9 264H11V260H9ZM149 264H151V263H149ZM152 264H153V262H152ZM165 264V263H164Z\"/></svg>",
	"mask_w": 264,
	"mask_h": 264
}]
</instances>
